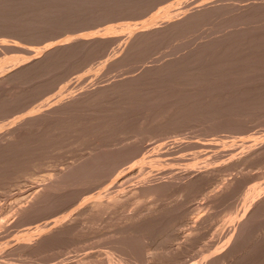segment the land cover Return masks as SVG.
I'll use <instances>...</instances> for the list:
<instances>
[{
	"label": "rangeland",
	"instance_id": "obj_1",
	"mask_svg": "<svg viewBox=\"0 0 264 264\" xmlns=\"http://www.w3.org/2000/svg\"><path fill=\"white\" fill-rule=\"evenodd\" d=\"M3 1V0H2ZM1 0H0V5L3 3ZM5 1V0H4ZM7 1V0H6ZM5 1V2H6ZM13 1L15 2L14 4H17L16 2H17V0H10L9 2H12V5L13 6H11L12 7V9L10 8V3L7 1V3H9V4H7V6H8V8H6L7 6L6 5H4V4H6V3H3L2 5H1V7L2 6H5V8L4 9H11V10H13V12H14V14H15V11H14V9L18 12V11H23L24 9L23 8H25L26 6L29 8V13L31 12V15L30 14H28V12H27V17H29V16H31V17H29L28 19H30L31 18V20H33V27L31 26V28L32 29H30V26H29V24H28V22H27V25H26V22H24V21H26L27 19H26V17H25V19L26 20H23V22H24V24L28 27V30L26 29V28H24V30H22L23 29V26L22 27H20L21 25H22V22L21 23H14V21H12V19H13V12H12V14H11V10L7 13V15L8 14H11L12 15V19L11 18H9V16H7V17H5V13H2V16L5 18L4 20H6L5 22H1L0 21V25H3L2 23H5L3 26H0V39H2V40H5V42L6 43H8V44H13V46H16L17 47V45H18V50H12L11 48H10V50H8L9 48H7V50H5V48H2L1 49V47H0V51H2V57L0 56V78L1 77H3L4 75H6L8 72H11V70L13 71L14 70V68H17V67H19L20 65H26L27 63H30V61L29 62H27L28 60H31V58H34L35 56H37V58H35V59H38V60H40V57H42V60H40L41 62H43V59L45 60L43 63H40V61H38L37 63H39V64H37V65H35L34 66V64H36V63H34V64H32V66L31 67H29V66H27L28 68H23L22 70H20L19 71V73L17 72H14V74L13 75H11V78H6V80L4 79L3 81H0L1 83H0V92H3L4 93V91H5V94H2V96L4 95H6V94H11L12 96H6L7 98L9 97V99L11 98H13L14 99V102H13V104H12V100L10 99L9 101L11 102V106L9 105V106H7L10 102L9 101H7V105L5 106L4 105V101H5V99H6V97H0V98H3L2 100H3V102H2V100H0V102H2L3 103V105H2V103H1V105H0V108H2L3 107V109H0V117H2V118H0V136H3L4 134H6V133H9L10 131H12V129H13V127H14V122H15V120L16 119H18L20 116H22V115H27V114H29V113H31V112H35V111H38V110H40V109H43L44 107H46V106H48V105H50V104H52L53 102H54V100L57 98V96H59L60 94H62L64 97V99H68L69 97V94H75V95H79L81 92H84L85 90L87 91V88H89V90H95L94 89V87L96 88V89H98L97 88V84H98V86L99 87H102L103 85L105 86V84L107 83L108 85H111V84H113V83H115L114 81H117V79H118V81L116 82V86H118V87H116L115 85H113V86H111L110 87V89L108 88L107 89V91L108 90H110V91H108V92H106V90H105V92L104 91H99V92H97L96 94H97V96H103L104 97V95H106V96H108L109 95V97H110V95L111 96H113V98L111 97V98H109V97H107V98H109V100L110 99H113V101H114V97H115V99H118V100H116L117 101V104L119 105V107H120V110H119V108L117 107L118 105L116 104V102L114 103L113 101H109L110 103L109 104H111V105H113V108L115 109V108H117V109H115V110H117V111H114L115 113L116 112H118L119 113V115H121L120 117L122 118H119V119H116V118H118L119 117V115H117L118 113H116V115L113 113V108H111V106L110 107H108L107 106V103H104L105 102V99H106V96L104 97V98H101L100 97V100H98V99H96L95 97H97V96H95L94 94V98H95V101L97 100V102H99V104H102V103H104V104H102V106L101 105H97L96 103H93L92 102V100L94 101V98L92 97V96H89V97H85V98H81L80 100H78V101H75V103H73V105L71 106V107H69L68 109H66L62 114H63V116H60L59 118H57V119H52V120H50L49 122H47L45 125L43 124V125H41L40 127H34V128H32V130H33V134L34 135H31V138H32V136H33V138L32 139H34V136H37V137H35L36 138V140H38L39 141V139H40V141H41V143L43 144V145H47V147H49V148H47L46 146V149L48 150V149H50V150H48V151H45L44 152V146H42V148H43V151H42V148H40L41 146H40V144H38L39 142L38 141H36V143L35 142H33V141H35V139L32 141V139H30L29 137H30V135H27V133L29 134H32L31 132H32V130H31V132L29 131L30 129H27L29 132H27L26 133V131L27 130H25V132L24 133H26V135L24 134H22V132H20V134L18 133V137H19V139L20 138H22L21 136H24L23 138H24V140H23V138L22 139H20L21 141H26L25 143L23 142H20V143H22L23 145L22 146H19V145H21L20 143H16V141L17 142H19L20 140L18 139V137L17 138H14L15 136H17V135H15L14 137H12L13 138V140L15 141H12V138H11V142H10V144H6V145H4V146H0V226H2V227H0V228H4V227H6V226H3L4 224L5 225H7L8 227H7V229L6 228H4L5 230H10V229H13V230H10V232H8L7 233V231L5 232V230L4 229H1L0 230V233L2 232V231H4V232H2L3 233V235H2V233H1V235H2V241H1V243L0 244H2L3 243V241H5V242H7V243H3V244H7V245H5L4 246V248H3V250L5 251L6 249H9V250H6L5 251V253H6V255L7 256H5V255H2V254H5V253H3V251H2V247L3 246H0V252H2L1 253V255H0V257H2V259L0 258V260L2 261V263L4 264H9L7 261H9V259H10V261H13V262H11L10 264H12V263H16L17 264V262L19 261V260H22L23 258H22V256H26V257H24L25 259H29V261L30 262H27L28 260H26V262L24 261H21V263L23 262V263H27V264H31V262L33 261L34 263H32V264H39V263H42L43 262V264L45 263L46 264V262L48 261H46V259L48 258L47 257V255L49 256V255H52L51 257H49V261L48 262H50L51 260L50 259H52V258H54L55 257V255L57 254L58 256H59V258L60 259H62V260H60L59 259V261L56 259V258H54V259H52L53 261H51L50 263L52 264V262H56V263H61V261H63L62 262V264H76L77 262L76 261H80V259L82 258V261H83V259L85 258V256H88V255H98L97 257H99L100 259H104V256H103V254L105 253V251H107V249L109 248V250L108 251H110V248H111V253H115V256H114V254H113V257L114 258H120V257H122V258H124V260L125 261H122V264H125V263H128V264H257V262H258V264L261 262V261H258V259L260 260H262V262L264 261V241H262L263 239H262V236L264 235V234H261V233H263V227H264V194H261L260 195V193L263 191V187H264V150L262 151H260L258 148H257V146L260 144V142L261 141H263L264 140V138H262L263 136H264V128H263V126H264V121H263V116H264V109H262L263 107H264V105H262L263 107H261V109H259L260 107L259 106H261V104H262V102H263V100H261L260 102H261V104L258 106L257 105V103L259 102V98L262 96V95H260V97L258 98V97H256V96H259V95H256L257 94V92L259 91V90H261V91H263V98H264V86H262V83L264 82V81H262V83L260 82V80L262 79H264V78H261V77H264V75H263V67H264V64L262 65V63H260L259 61L261 60V59H263V62H264V49H262L261 47H263L264 48V46L262 45V43L264 44V42H262L264 39V36H262V35H264V29L262 28V27H264V26H262V25H264V20L261 18V16H262V14L261 13H263V15H264V11L262 12V10L260 11V10H252V11H249V13L251 12V15L253 14V17H254V15L256 16H258V18H261L260 20H261V22H263V23H261L260 22V20L258 21V23L260 24V26H262L261 27V29H260V34H261V36L258 34L259 33V28H260V26H259V24L257 23V21L255 20V22L253 21L254 20V18L252 19L251 17H249V20H252V22H254L255 23V25L253 24V23H251V26H252V24H253V26H256L257 24H258V30L257 29H255V28H257V27H254V28H251V26H249L250 25V23L247 21V23H248V25L246 24V27H245V23L244 22H242V21H245L246 20V18L245 17H248L247 15L249 14H246V13H244L245 15H244V18H245V20L244 19H241V18H243L242 16H241V18H237V16H235L236 15V12L233 14L232 12H230L231 10H229V9H225V10H221V11H219V12H213V13H209V14H211L210 16H212L211 18H210V16H209V19H207L208 18V15L209 14H207V15H205V16H207V17H205L204 15H199L195 20H193L192 22H190V23H187V24H185L184 26H181L180 28H178V29H175L174 31H172V32H170V31H167V32H164L165 33V37H164V33L161 35V36H159V34L158 35H148V36H145V37H142V38H138V40H136V42H134V43H132L131 41H132V37H133V35L131 36V32L132 31H135V30H137V28L139 29V28H141V26L143 27V25H146V24H148L150 21H153V22H159L158 24H160V22L162 21V20H176V19H179V18H181L182 16L184 17V16H186L188 13H190V12H192V11H194V9H195V7L198 5V4H200V3H203V2H210V1H213V0H126V1H124V0H121V2H120V0H119V3H117V1H115V0H112V2H110V5H109V3L107 2V1H109V0H105L106 2H107V5L102 1L101 3L98 1V0H76L79 4L77 5V6H81V7H79L82 11V13H81V15H79L78 16V14H80V13H78L80 10H78V7L76 6V5H74V3L76 2L75 0H73V1H71V7L69 6V3L68 2H70L69 0L67 1H64V0H52V2H51V0L49 1H47V0H45L48 4H51L50 6H54V7H52L51 9H50V6L49 7H47L48 6V4H47V6H46V2H43V0H42V2L44 3V5H42L41 6V4H37L36 5V3H40L41 1H39V0H23V6H22V0H18V4H20L19 3V1H21V4L20 5H18L19 7H20V10H18L19 9V7L16 5H14L13 4ZM38 1V2H37ZM75 1V2H74ZM96 1V3H97V1L99 2L98 4H96V5H98V6H100L102 3V6H104V5H106L107 7H105V8H107V9H105L104 7H103V9L101 8V6H100V8L103 10L102 12L100 11L101 9L99 8V7H97L95 4H93L94 2ZM111 1V0H110ZM113 1H115L116 2V6L114 7L113 5L115 4V2L113 3ZM228 3H229V1L230 2H232V1H234V2H232L233 4L235 3H237L236 4V6L238 5V6H241L240 4L242 3V5H246V4H248L250 1H252V3H254V1H255V3H260V2H264V0H259V1H257V0H249V2H248V0H242V1H240L239 2V0H226ZM25 2H26V4H25ZM41 2V3H42ZM60 2V3H59ZM61 2H63L62 4H61ZM64 2H66V4H68L67 6L69 7V10L67 11V10H64V9H68V7L66 8V4H65V6H64ZM76 2V3H77ZM89 2H90V4L92 3V5L93 6H91L90 4H89ZM226 2V3H227ZM246 2V3H245ZM75 3V4H76ZM112 3H113V5H112ZM239 3V4H238ZM244 3V4H243ZM29 6H28V5ZM61 6H60V5ZM89 4V5H88ZM127 4V5H126ZM135 4V5H134ZM229 4H231V3H229ZM40 5V6H39ZM73 5L77 8H74V11L76 12V11H78L77 13H75V14H77V15H75L74 16V12L72 13V10L73 9H71L72 7H73ZM118 5V6H117ZM23 8H22V7ZM25 6V7H24ZM37 6H39V7H37ZM62 6H64V9L62 8L61 9V7ZM91 8H90V7ZM111 6H113V7H111ZM231 6V5H230ZM229 6V7H230ZM13 7H15L14 9H13ZM16 7H17V9H16ZM44 9H43V8ZM49 8L52 12H55V14L53 13V17H51V15H50V13H52V12H49L48 13V11H49V9H48V11L47 12H45L46 10H47V8ZM97 7V8H99V9H97L96 8V12L95 11H93L92 12V10H95V8ZM22 8V9H21ZM39 8H41V9H39ZM94 8V9H93ZM4 9H2L1 11L2 12H4L3 10ZM39 9V10H38ZM71 9V10H70ZM92 9V10H91ZM124 9V10H123ZM27 9L25 8V10L24 11H26ZM44 10V11H43ZM62 10H63V12H68V13H70L69 14V17H68V14L67 15H64L65 13H63L62 12ZM97 10H98V12H97ZM109 10V11H108ZM110 10H111V12H110ZM117 10V11H116ZM229 11L230 12V14H227V12L226 11ZM23 11V12H24ZM88 11H90V12H88ZM122 11V12H121ZM259 11V12H258ZM47 13L46 15L45 14H43V13ZM88 14H87V13ZM222 12H224L223 14H222ZM228 12V13H229ZM254 12V13H253ZM261 12V13H260ZM1 13V12H0ZM21 15L22 14H24V13H21V12H19ZM92 13V14H91ZM102 13H104V14H102ZM225 13H226V15H225ZM260 13V14H259ZM18 13H16V15H17ZM71 14H72V16H74L73 18L72 17H70L71 16ZM99 14H100V16H99ZM233 16H232V15ZM10 15V16H11ZM43 15H45L46 17H47V19L48 18H50L52 21H46V18H45V16H43ZM217 15H220L221 17H222V15H223V17H222V19L220 18V16H217ZM228 15V16H227ZM0 16H1V14H0ZM1 16V17H2ZM66 16L69 18V19H67L66 18ZM109 16V17H108ZM226 16V17H225ZM234 16H235V18H237V21H238V23L240 24V25H237V26H242L243 25V27L247 30L248 28H250L251 30H253V29H255V31H257V33L256 32H253V34L251 33L252 31L250 30V29H248L250 32H247L246 31V38L244 37V35L245 34H243L245 31V29L241 32V30H242V28L241 27H238V29H240V30H238V32L236 31L237 30V27L236 26H234L233 27V25L232 24H237V23H235L236 21H234L233 20V18H234ZM249 16H250V14H249ZM16 17V21L18 20L17 19V16H15L14 15V18ZM18 17H20L19 16V14H18ZM55 17V18H54ZM98 17V18H97ZM102 17H103V19H105V20H103L102 19ZM216 17V18H215ZM225 17V19L227 20L228 19V17H231L230 19H232L233 21H234V23H233V21L231 20V23H230V25H232V28H231V26H230V29H229V26H228V21H229V19H228V21H226L225 19H223ZM233 17V18H232ZM238 17H240V16H238ZM264 17V16H263ZM6 18H8L9 20L11 19V22H8V20L6 19ZM22 18V17H21ZM21 18H19V20H21L22 21V19ZM38 18H40V21H37V20H39ZM41 18H43L45 21H41V20H43V19H41ZM97 18V19H96ZM3 20V18H0V20ZM49 19V20H50ZM85 19V20H84ZM88 19L90 20V21H88ZM212 19V20H211ZM238 19H240V20H238ZM257 19V18H256ZM3 20V21H4ZM15 20V19H14ZM81 20V21H80ZM93 20V21H92ZM242 20V21H241ZM248 20V19H247ZM263 20V21H262ZM15 21V22H16ZM28 21V20H27ZM54 21V22H53ZM71 21H73V22H71ZM78 21V22H77ZM208 21V22H207ZM226 21V22H225ZM239 21H241L242 23H240ZM39 22H40V24H39ZM42 22H46V23H42ZM48 22V23H47ZM210 22V23H209ZM230 22V21H229ZM246 22V21H245ZM6 23H11V25L13 24V26L15 25V27H17V25H19L20 24V26H18V27H20V28H16L15 29V27H11L10 26V24H9V26H7L8 24H6ZM38 23V24H37ZM42 23V24H41ZM72 23V24H71ZM76 23V24H75ZM206 23V24H205ZM222 23V24H221ZM226 23H227V26H226ZM23 24V25H24ZM45 24H47L46 26H45ZM6 25V26H5ZM24 25V26H25ZM41 26V25H44L45 26V28L42 30V29H40V27L37 29V27L38 26ZM192 25V26H191ZM211 25V26H210ZM221 25V26H220ZM25 26V27H26ZM207 26V27H206ZM223 26H224V28H223ZM54 27V28H53ZM200 27V28H199ZM203 27V28H202ZM227 27V28H226ZM22 28V29H21ZM35 30H34V29ZM41 28H42V26H41ZM236 29V30H232V29ZM25 29H26V31H25ZM30 29V30H29ZM38 31H37V30ZM228 29V30H227ZM262 29H263V31H262ZM32 30V31H31ZM181 30V31H180ZM197 30H199V31H197ZM213 32H212V31ZM225 32H224V31ZM232 30V31H231ZM42 31V32H41ZM176 31H178L177 33L178 34H180L181 36H182V34H183V38H185L186 37V40H185V42L183 41V38L181 39V38H177V37H180V35L178 36V34L176 33ZM183 31H185V32H183ZM227 31H228V34H227ZM230 31V32H229ZM234 31H235V33H240V34H238V35H240V37H241V34H243L242 35V37H244L243 39H242V37L239 39V36H236V34L234 33ZM240 31V32H239ZM254 31V30H253ZM261 31H262V33H261ZM30 32V33H29ZM96 32H97V34H103V35H109V38L111 37V38H113V40H114V42L112 43L111 42V40L112 39H110L109 41L113 44V47H112V44H110L109 43V41H107V39L105 40V42H104V40H100L99 42L97 41V42H94V45H93V43H92V45H90V46H87V48L85 47H83V45L82 44H79V43H77L78 44V46H77V44H75V43H73V44H75V47L77 46V49H75V48H72V47H74V46H69V47H66V48H63V49H60V50H57V51H54V52H52L51 54H48V55H45V54H43L42 52H40V51H42L43 50V48L46 46V45H48L49 43H54V42H56V41H60V40H67V39H71V38H73V36H79V35H81L82 37H85L86 38V36H87V38L88 37H91V36H93V35H95L96 34ZM174 32V33H173ZM189 32V33H188ZM22 33V34H21ZM167 33H168V35H167ZM170 33H172V35L170 34ZM186 33V34H185ZM231 33L233 34H235V37H236V40H235V37H234V39H233V35H231ZM251 33V34H250ZM254 33H255V36H254ZM111 34V35H110ZM175 34L177 35V37L175 36ZM248 34H249V36H248ZM256 34H258L257 35V37H259L260 36V41L262 42H260V41H257V40H259L257 37H256ZM170 35V36H169ZM191 35V36H190ZM195 35H197V38H196V36ZM171 36H175L177 39H179V40H181V41H179V40H176V41H178V42H176L175 41V37H172V39H171ZM185 36V37H184ZM230 36H232L231 37V40L233 41V45H232V47H231V44H232V41L231 40H229L230 39ZM250 36H252V37H250ZM70 37V38H69ZM124 37V38H123ZM128 37H129V39H128ZM161 37V38H160ZM164 37V38H163ZM191 37L193 38L192 40L194 41V42H192V40H191ZM203 37V38H202ZM226 37H229V38H227L226 39ZM156 38H159V39H156ZM168 40H167V39ZM200 38V39H199ZM237 38L239 39V40H237ZM116 39H117V42H115L116 41ZM119 39H121V40H119ZM169 39H171L172 40V42L170 43V41L171 40H169ZM174 39V40H173ZM157 40H158V42H157ZM198 40H200V41H198ZM107 41V42H106ZM189 41V42H188ZM202 41H204V43L202 42ZM119 42H121V43H119ZM179 42L181 43V46L183 47V45L184 44H186L185 45V48H182L180 45H178L179 44ZM187 42V43H186ZM198 44H197V43ZM200 42V43H199ZM202 42V43H201ZM226 42H228L227 44H226ZM241 44H240V43ZM247 42V43H246ZM258 42H260L261 43V46L260 47H258L257 48V43ZM107 45H106V44ZM174 43H176L175 44V47H172L173 45H174ZM178 43V44H177ZM189 43H191V45L189 44ZM229 43H230V45H229ZM237 43V44H236ZM260 43H258V46H259V44ZM72 44V45H73ZM107 47V48H105V47H103L104 45ZM124 46H123V45ZM158 44V45H157ZM187 44L189 45L188 47H187ZM193 44H194V46H193ZM199 44H202V45H199ZM203 44H204V46H203ZM235 44V45H234ZM111 45V46H110ZM172 45V46H171ZM178 45V46H177ZM197 45V46H196ZM199 45V46H198ZM115 46H117L116 47V49H115ZM122 46V47H121ZM167 48H166V47ZM191 46V47H190ZM202 46V47H201ZM206 46V47H205ZM231 47V49H230V47ZM245 46V47H244ZM71 47V48H70ZM79 47V48H78ZM80 47H82L83 49H82V51H81V49H80ZM88 47H90L91 49H89ZM94 47H95V49H94ZM166 49H165V48ZM176 47H178V48H180L181 47V49H178V51H177V48ZM190 47V48H189ZM195 47V48H194ZM228 47H229V49H228ZM22 48V49H21ZM26 50H25V49ZM69 48V49H68ZM102 48V49H101ZM163 48H164V50H163ZM169 48H173L172 49V51H171V49H169ZM175 48V49H174ZM200 48H201V50H200ZM212 48V49H211ZM235 48V49H234ZM246 48H249V49H246ZM4 49V50H3ZM14 49V48H13ZM41 49V50H40ZM80 49V50H79ZM113 49H114V51H113ZM161 49V50H160ZM183 49V50H182ZM195 49V50H194ZM198 49H199V51H198ZM227 49V50H226ZM260 49H261V52H260ZM76 50V51H75ZM92 51V53H91V51ZM98 50V51H97ZM175 50V51H174ZM181 50V51H180ZM189 50V51H188ZM194 50V51H193ZM246 50V51H245ZM253 50V51H252ZM3 51H4V53H3ZM5 51H6V53H5ZM7 51H9V52H7ZM25 51V52H24ZM74 51V52H73ZM79 51H81V52H79ZM159 51V52H158ZM182 51H184V52H182ZM191 51V52H190ZM203 51H204V53H203ZM211 51V52H210ZM234 51V52H233ZM237 51V52H236ZM257 51V52H256ZM40 52V53H39ZM111 52V53H110ZM156 52V53H155ZM158 52V53H157ZM162 52V54H160ZM163 52H164V54H166V55H163ZM167 52V53H166ZM172 52V53H171ZM177 52V53H176ZM181 52L182 53H184L185 55L183 56V54H181ZM192 52H193V54H192ZM201 52H202V54H201ZM232 52V53H231ZM57 53H59L60 55L58 56V54ZM74 53V54H73ZM89 55H88V54ZM91 53V54H90ZM110 53V54H109ZM199 55V56H197V54ZM201 55H200V54ZM236 53V54H235ZM240 53H242V54H240ZM249 53H251V54H249ZM258 53V54H257ZM0 54V55H1ZM7 54V56H5ZM12 54V55H11ZM36 54V55H35ZM38 54V55H37ZM42 54V55H41ZM80 54H81V56H80ZM89 56L88 58L86 57L87 55ZM159 54V60H158V57L156 56V55H158ZM179 54V55H178ZM181 54V55H180ZM256 54V55H255ZM45 55V56H44ZM84 55H85V58H84ZM161 55H163V58L161 57ZM174 55H176L177 56V58L174 56ZM230 55V56H229ZM244 55V56H243ZM5 56V57H4ZM9 56H10V58H9ZM39 56V57H38ZM44 56V57H43ZM78 56V57H77ZM80 56V57H79ZM197 56V57H196ZM203 56V57H202ZM234 56V57H233ZM247 56V57H246ZM62 57V58H61ZM154 57H155V59H154ZM182 57V58H181ZM196 57V58H195ZM200 57V58H199ZM201 57H202V59H201ZM12 58V59H11ZM15 58V59H14ZM83 58V59H82ZM162 58V59H161ZM165 58V59H164ZM253 58V59H252ZM260 58V59H259ZM8 59H10V60H8ZM85 59V60H84ZM158 61H157V60ZM197 59H198V62H197ZM231 59V60H230ZM243 59V60H242ZM248 59V60H247ZM251 59V60H250ZM121 60H123V61H121ZM156 60V61H155ZM162 60V64H161V66L159 67V64H160V62L159 61H161ZM185 60V62H183ZM234 60H235V62H234ZM241 60V61H240ZM259 60V61H258ZM67 61V62H66ZM93 61V62H92ZM181 61V62H180ZM202 61V62H201ZM229 61V62H228ZM120 62V63H119ZM146 64H145V63ZM159 64H158V63ZM200 62V63H199ZM254 62V63H253ZM257 62H259V65H257ZM262 62V61H261ZM180 63V64H179ZM237 65H236V64ZM6 66H5V65ZM44 64V65H43ZM120 64H122L121 65V67H120ZM127 64H129V65H127ZM130 64H131V66H130ZM142 64V65H141ZM155 64V65H154ZM260 64H261V66H260ZM157 65H158V67H157ZM108 66V67H107ZM124 66V67H123ZM157 67L156 69H155V67ZM230 66V67H229ZM258 66H259V68H258ZM110 67V68H109ZM126 67V68H125ZM153 67V68H152ZM188 67V68H187ZM238 67V68H237ZM260 67H262L263 69H261L262 70V72L260 71ZM119 68H121V70L119 69ZM138 68V69H137ZM153 70H152V69ZM169 68V69H168ZM198 68V69H197ZM237 68V69H236ZM108 69H110L111 70V73L113 72V77L116 79V80H113L114 78L113 77H110L111 76V74H110V70L108 71ZM113 69H115V71L113 70ZM116 69H119L118 71L116 70ZM148 69V70H147ZM150 69V70H149ZM165 69V70H164ZM258 69V71L256 72V70ZM105 70H107V74H105L106 73V71ZM137 70V71H136ZM242 70V71H241ZM249 70V71H248ZM104 72L105 71V73H101V75H99L100 74V72ZM117 71V72H116ZM135 73H134V72ZM167 71V72H166ZM262 73V74H259L260 72ZM109 72V73H108ZM131 72V73H130ZM165 72V73H164ZM230 72V73H229ZM255 72V73H254ZM97 73V74H96ZM99 73V74H98ZM119 74V76H117V74ZM134 73V74H133ZM237 73V74H236ZM123 76H122V75ZM242 74V75H241ZM243 74H245V75H243ZM252 74V75H251ZM259 74V75H258ZM102 75H108L109 76V78H108V76H107V78H103V77H106V76H103L102 77ZM128 75V76H127ZM152 75V76H151ZM251 75V76H250ZM256 75H258L257 77H256ZM261 75V77H259ZM97 76L99 77H101V79H103V80H105V79H107V80H105V81H102L101 79H97ZM120 76H122L123 77V79L120 77ZM136 77V76H138V78L137 79H132V80H128L130 77ZM202 76V77H201ZM235 76V77H234ZM99 77V78H100ZM120 77V78H119ZM244 77V78H243ZM85 78V79H84ZM112 78V79H111ZM34 79V80H33ZM90 79V80H89ZM97 79L101 84L102 83H104V84H100V83H98V81H95V80ZM127 79V80H126ZM147 80V83H146V80ZM150 79V80H149ZM260 79V80H259ZM10 80V81H9ZM33 80V81H32ZM92 80H94V81H92ZM120 80V81H119ZM149 80V81H148ZM248 80H249V82H248ZM86 81V83H87V85L89 84L88 82H90V84H92L91 86H90V84L87 86L86 84H84V82ZM109 81V82H108ZM113 81V83H111ZM145 81V82H144ZM186 81V82H185ZM80 82H82L81 84H80ZM95 82H97V83H95ZM237 82L238 83H242L243 84V86H241V84H239L242 88L244 87L245 89H242L240 86H239V88L242 90H238V89H236V86H238V84H237ZM252 82V83H251ZM77 83V84H76ZM119 85H118V84ZM183 83V84H182ZM185 83V84H184ZM246 83L247 84H249L250 86H248V85H246ZM254 83V84H253ZM257 83V84H256ZM258 83H260V84H258ZM79 84V85H78ZM84 84V85H83ZM96 86H95V85ZM107 84H106V86H107ZM144 84V85H143ZM147 84V85H146ZM235 84H237V85H235ZM264 84V83H263ZM47 85V86H46ZM73 85V86H72ZM94 85V86H93ZM187 85H188V87H187ZM234 85H235V87H234ZM253 85H254V87H253ZM258 85H259V87L261 88H259V90L258 89H255L256 87L258 88ZM51 88H50V87ZM71 86V88H69ZM76 86H78L77 87V89H76ZM87 86V87H86ZM118 88L117 90H118V92H117V90H116V88ZM182 86V87H181ZM185 86V87H184ZM190 86V87H189ZM13 87V88H12ZM81 89H80V88ZM84 87V88H83ZM112 87H114L113 89L114 90H116V92H113L112 93V91H114V90H111V88ZM145 87H148V88H145ZM159 87V88H158ZM162 87V88H161ZM214 87V88H213ZM250 87V88H249ZM6 89V90H3V89ZM85 89V90H83V89ZM91 88H93V89H91ZM120 88V89H119ZM238 88V87H237ZM248 88V89H247ZM74 89V90H73ZM188 89V90H187ZM211 89V90H210ZM216 89V90H215ZM252 89H254V90H252ZM3 90V91H2ZM7 90H8V92H7ZM69 90V91H68ZM79 92H78V91ZM123 90V91H122ZM152 90V91H151ZM159 90H162V91H160L159 92ZM187 90V91H186ZM256 90H258V91H256ZM11 91V92H10ZM13 91V92H12ZM76 91V92H75ZM119 91H121V92H119ZM240 91H241V93L243 94V96H245L244 98H242V99H240V101H239V99H237L238 97H239V95H241L242 96V94L240 93ZM244 91H246V92H248V93H246V92H244ZM261 91H259L260 93H261ZM73 92H75V93H73ZM104 92V93H103ZM110 92L112 93V94H110ZM191 92V93H190ZM258 92V93H259ZM107 93H108V95H107ZM157 93H159L158 94V96L156 95ZM184 93V94H183ZM189 93V94H188ZM239 93V95H237ZM245 93H246V95H245ZM65 94V95H64ZM99 94H101V95H99ZM104 94V95H103ZM152 94V95H151ZM164 94V95H163ZM0 95H1V93H0ZM117 95H118V97H117ZM151 97H150V96ZM159 95H161L160 97H159ZM251 95H252V97H251ZM153 96V97H152ZM185 96V97H184ZM241 96L239 97V98H241ZM250 96V97H249ZM99 97H97V98H99ZM155 97H157V98H155ZM195 97V98H194ZM217 97V98H216ZM249 97V98H248ZM5 98V99H4ZM17 98V99H16ZM123 98V99H122ZM153 98H154V100H153ZM158 98H160V100L162 101H159V99ZM186 100H184V99ZM194 98V99H193ZM219 98V99H218ZM252 98V99H251ZM262 98V97H261ZM262 98V99H263ZM121 99H122V101H121ZM158 99V100H157ZM213 99V100H212ZM248 99V100H247ZM258 99V100H257ZM8 100V99H7ZM18 100H21L22 101V103L21 102H19ZM157 100V101H156ZM168 100V101H167ZM170 100V101H169ZM250 100V101H249ZM255 100H257V101H255ZM18 102V103H16V102ZM156 101V102H155ZM159 101V102H158ZM167 101V102H166ZM234 101V102H233ZM238 101V102H237ZM246 101V102H245ZM24 102V103H23ZM106 102H108V100H106ZM119 102H121V103H119ZM157 102H158V104H157ZM165 102V103H164ZM185 102H187V103H185ZM245 102V103H244ZM251 102H252V104H251ZM257 102V103H256ZM259 102V103H260ZM6 103V102H5ZM22 105V106H20V104ZM94 104V107H95V104L98 106V108H97V106L95 107V109L97 110H95L94 108H93V105L92 104ZM122 103H124V105L122 104ZM160 103V104H159ZM168 103V104H167ZM178 103V104H177ZM258 103V104H259ZM19 105V106H17V105ZM88 104H90L91 106H92V109H91V106L89 105V106H85V105H88ZM106 104V105H105ZM164 104H167V106L166 105H164ZM181 104H182V106L184 107L185 106V108L186 109H184L182 106H181ZM189 106H188V105ZM218 104V105H217ZM242 104V105H241ZM263 104H264V102H263ZM80 105V106H79ZM103 105H105V106H103ZM116 105V107H114ZM122 105L124 106V107H122ZM157 105L159 106L160 105V108L159 107H157ZM174 105V106H173ZM211 105V106H210ZM245 105V106H244ZM255 105V106H254ZM2 106V107H1ZM79 106V107H78ZM85 106V107H84ZM101 106V107H100ZM161 106H162V108H161ZM163 106H164V108H163ZM205 108H204V107ZM242 106V107H241ZM248 106H249V108H248ZM251 106V107H250ZM254 106V107H253ZM256 106H258V107H256ZM18 107V108H17ZM22 107V108H21ZM99 107H100V109H99ZM126 107V108H125ZM156 107V108H155ZM195 107V108H194ZM241 107V108H240ZM5 108V109H4ZM8 108V109H7ZM10 108V109H9ZM19 108L20 109H22L21 111H18L19 110ZM80 108V109H79ZM87 109L88 108V110H85V109ZM107 108V109H106ZM169 108V109H168ZM175 108V109H174ZM183 110H182V109ZM190 108H192V109H190ZM229 108V109H228ZM243 108V109H242ZM257 108V112L258 113H263L262 114V117H261V114L258 116V113L256 112V109ZM83 109V110H82ZM109 109V110H108ZM111 109H113V110H111ZM161 109V110H160ZM164 109H166V110H164ZM189 109V110H188ZM204 109H205V111H204ZM251 109V110H250ZM17 110V111H16ZM77 110V111H76ZM159 110V111H158ZM169 110V111H168ZM187 110V112H185ZM214 110H215V112H214ZM224 110V111H223ZM3 112V115L1 114L2 112ZM7 111V112H6ZM160 111H164L163 113H161ZM166 111H168V112H166ZM175 111V112H174ZM179 111H181V112H179ZM206 111H208V112H206ZM244 111V112H243ZM249 111V112H248ZM83 112H85V114L83 113ZM170 112H173L172 113V115L174 116V117H172V115L170 114ZM184 112V113H183ZM5 113H7V114H5ZM180 113H181V115H180ZM215 113V114H214ZM249 113H251V114H249ZM61 114V115H62ZM80 114H81V116H80ZM82 114L84 115V117L82 116ZM159 114V115H158ZM163 114V115H162ZM166 114V115H165ZM176 114V115H175ZM202 114V115H201ZM208 114V115H207ZM247 114V115H246ZM253 114H255V115H253ZM6 115V116H5ZM80 116V117H78V116ZM115 115V116H114ZM129 115V116H128ZM165 115V116H164ZM185 115V116H184ZM191 115V116H190ZM207 116V119L205 118L206 116ZM211 115H213V116H211ZM162 116H164V117H162ZM169 116H170V120H168V118H169ZM179 116V117H178ZM193 116V117H192ZM204 116V118H202ZM218 116H219V118H218ZM249 116V117H248ZM78 118L77 119V121H76V118ZM175 117H177L176 119H178L177 120V123L176 122H173L174 120L176 121V119H175ZM200 117V118H199ZM209 117V118H208ZM255 117H260L261 119V123H259L260 122V120H259V118L257 119V118H255ZM82 119V120H80V119ZM87 118V119H86ZM90 118V119H89ZM221 118V119H220ZM230 118V119H229ZM164 119V120H163ZM195 119V120H194ZM198 119V120H197ZM201 119H204L203 121L201 120ZM211 119V120H210ZM213 119H215L216 121H213ZM219 121H218V120ZM244 119V120H243ZM245 119H246V121H245ZM86 120H87V122H86ZM118 120L119 121H121V122H119V123H121V124H119L118 125ZM167 120L168 121H170V122H167ZM171 120H173V121H171ZM205 120H207V122H209V120H210V122L211 123H206V121ZM222 120V121H221ZM224 120V121H223ZM243 120V122H241ZM259 121L258 123H257V121ZM74 121V122H73ZM76 121V122H75ZM80 121H81V125L83 124V127H84V129H85V133L88 131V133L89 134H87L86 136H87V138H85L84 137V135H85V133L84 132H82L81 131V129L80 128H83V127H80ZM199 122V124L200 125H202L201 127V132L199 131V128H200V125H198L197 123ZM225 121H227V123L225 122ZM245 121V122H244ZM252 121H253V123H252ZM254 121H256L255 123L256 124H254ZM263 121V122H262ZM82 122H84V123H82ZM165 122H167L168 123V125L165 123ZM194 122V123H193ZM202 122V123H201ZM214 122V123H213ZM215 122H217V123H215ZM220 122L222 123L221 125H220ZM248 122V123H247ZM250 122V123H249ZM77 123V124H76ZM126 123V124H125ZM170 123H174L175 125H173L172 126V124L170 125ZM193 123V124H192ZM205 125H207L206 127H208L210 124V128H205L204 127V124ZM224 123H226V124H229V125H227L226 126V124H224ZM251 123L253 124V126L254 125H257L258 126V128L255 126V127H252L251 126ZM263 123V124H262ZM79 124V125H78ZM85 124V125H84ZM140 124V125H139ZM177 124V125H176ZM196 124V125H195ZM214 124V126L212 127V125ZM219 124V127H216L215 128V126H217ZM224 124V125H223ZM242 124H243V126H242ZM247 124H249L250 126H251V128L253 129V131H251L252 129L248 126V129H249V131H247V132H245V130H248V129H246L247 128ZM260 124H262V126L260 125ZM76 125H78V126H76ZM123 125V126H122ZM127 125V126H126ZM165 125H167V127L169 128H167ZM183 125V126H182ZM197 125H198V127H197ZM233 125V126H232ZM71 126H76L75 127V129L73 128V127H70ZM87 126V127H86ZM129 126V127H128ZM171 126V127H170ZM177 126H179V127H177ZM223 126H224V128H225V126L227 127L226 129L228 130V132H226V129H224L223 128ZM229 126H231V127H229ZM245 126V127H244ZM48 127V128H47ZM80 127V128H79ZM121 127H122V131H121ZM173 127V128H172ZM203 127H204V129H203ZM242 127V128H241ZM77 128H79V130L77 129ZM124 128V129H123ZM215 128V129H214ZM217 128H219L220 130H221V132H220V130L219 129H217ZM222 128V129H221ZM228 128H232V129H228ZM244 128H245V130H244ZM257 128V129H256ZM47 129V130H46ZM50 131H49V130ZM74 129V130H73ZM135 129V130H134ZM139 129L141 130H144V131H139ZM172 130L173 131V133L172 132H168L169 130ZM190 129V130H189ZM195 129H197V131H199L200 133H196V130ZM206 129H208L210 132H213L212 130H214L215 132H213L212 134L209 132V131H207ZM210 129H212V130H210ZM225 131H224V130ZM238 129V130H237ZM255 129V130H254ZM261 129V130H260ZM77 130V131H76ZM124 130H125V132H124ZM175 130V131H174ZM188 130V131H187ZM202 130H205V131H202ZM218 132H217V131ZM223 130V131H222ZM233 130V131H232ZM242 130V131H241ZM37 132L36 134H35V132ZM46 131H47V133H46ZM79 131H81L80 132V135H79ZM186 131V132H185ZM207 131V132H206ZM230 131H232V133H230ZM256 131V132H255ZM51 132H53V134H51ZM127 132V133H126ZM151 132V133H150ZM167 132H168V134H167ZM177 132L178 133H180L179 135L177 134ZM182 132V133H181ZM184 132V133H183ZM208 133L209 132V134H211V135H208V134H206V133ZM222 132H224V133H222ZM244 132V133H243ZM255 132V133H254ZM260 132H262V133H259ZM83 133H84V135H83ZM132 133H134V134H132ZM139 133V134H138ZM141 133V134H140ZM143 133V134H142ZM149 133V134H148ZM164 133V134H163ZM170 133V134H169ZM201 133H203L204 134V136L202 137V135L203 134H201ZM216 133H217V135H216ZM222 133V134H221ZM227 133V134H226ZM230 133V134H229ZM247 133V134H246ZM252 133V134H251ZM22 134V135H21ZM50 134V135H49ZM81 134H82V136L85 138V139H87V141H85V139L84 138H81V137H78V136H81ZM131 134V138H130V135ZM137 134V135H136ZM147 134H148V138H147ZM175 134V135H174ZM177 134V135H176ZM183 134V135H182ZM187 134V135H186ZM200 134V135H199ZM225 134V135H224ZM233 134V135H232ZM247 136H246V135ZM255 134V135H254ZM257 134H259V135H257ZM8 135V134H7ZM21 135V136H20ZM46 135H48V141L49 142H47V136ZM128 135V136H127ZM138 135H139V137H138ZM145 135V136H144ZM168 135V136H167ZM174 135V136H173ZM182 135V136H181ZM185 135V136H184ZM205 135H208V136H205ZM214 135H216V136H214ZM222 135H224V136H227V137H224V136H222ZM250 135V136H249ZM256 135H257V137H260V138H257L256 137ZM6 136V135H5ZM29 136V137H28ZM51 136V137H50ZM76 136V137H75ZM89 136V137H88ZM134 136V137H133ZM171 136V137H170ZM179 138H178V137ZM181 136V137H180ZM212 138V139H210V137ZM232 136V137H231ZM252 136H254L253 138H252ZM28 139H27V138ZM136 137V138H135ZM141 137V138H140ZM145 137V138H144ZM150 137L151 138H153L152 140H151V142L150 143H148V140H145L146 138L147 139H150ZM173 137V138H172ZM174 137H176V138H178L179 139V141L181 140L184 144H185V146H184V144H183V147H182V145L180 146V147H182L181 149H183V150H181L179 147L177 148H175V146H174V144L176 145L177 143H172V140L173 139H175L176 140V138H174ZM184 137H186V138H184ZM215 137H217V138H215ZM219 137H220V139H219ZM37 138H39V139H37ZM81 138V139H80ZM91 138V139H90ZM133 138H135V139H133ZM169 138V139H168ZM190 138V139H189ZM193 138L195 139V138H197V139H195V140H193ZM205 138V139H204ZM213 138H214V142H213ZM228 138H232V140H230V139H227ZM249 138V139H248ZM17 139V140H16ZM50 139V140H49ZM83 139V140H82ZM140 139H142V140H140ZM254 139V140H253ZM255 139H256V141H255ZM259 139H261V141L260 142H258V140ZM32 141V146H31V141ZM53 140H55V141H53ZM69 140V142H67ZM81 140V141H80ZM125 140V141H124ZM126 140H128V141H130V142H127L126 143ZM145 140V141H144ZM160 140H163V142H164V140H165V143L167 144V146H166V148H168V147H170L169 148V150H171V151H173V152H175V153H173V155H170V156H175V155H177V156H179L180 155V157H182L181 159H179V160H171V164H168V163H170V160L168 161V160H163L162 161V163L161 162H156V160H157V158L158 159H161L162 160V157L161 156H158V154L160 153V151L161 152H163L164 150L163 149H159L156 145L158 144V142L160 141ZM192 140V141H191ZM205 140V141H204ZM209 141V142H206V141ZM218 140V141H217ZM225 140V143H226V145H227V143L229 144L230 142L229 141H231V143H230V145H227V147H228V149L226 150L225 149V144H224V141ZM248 140H250L249 141V143H251V144H249L248 143ZM252 140V141H251ZM82 141H83V143H82ZM150 141V140H149ZM177 141V140H176ZM185 141V142H184ZM201 142V141H203V142H205V143H208V144H210V145H208V146H197V145H194V144H191L192 142ZM239 141H241V142H239ZM13 142V143H12ZM38 142V143H37ZM45 142H47V143H45ZM57 142H59V143H57ZM87 143V144H84V143ZM140 142V143H139ZM144 142L146 143L147 142V146H146V144H144ZM156 142H157V144H156ZM169 142V143H168ZM202 142V143H203ZM211 142V143H210ZM215 142H217V144L215 143ZM221 142H223V144H221ZM234 142V143H233ZM16 143V144H15ZM33 143L35 144V146L33 145ZM51 143V144H50ZM120 143V144H119ZM153 143H155L154 145H153ZM170 143H172V144H170ZM213 143H215V144H213ZM219 143V144H218ZM245 143H248V144H245ZM254 143H255V147H254ZM258 143V144H257ZM12 144H15L14 146L16 147H14V146H12ZM19 144V145H18ZM27 145V144H29V145H27V147L25 146V145ZM36 144H38V146H40L39 148L37 147V145ZM49 144V145H48ZM56 145V146H53V145ZM58 144V145H57ZM60 144V145H59ZM89 144V145H88ZM118 144V145H117ZM127 144V145H126ZM129 144H131L130 146V148H135V147H141V146H143V144L145 145V147L143 146V150H142V153L140 154L141 156H145V159H144V161L143 162H139L138 163V161L137 160H139L140 159V157L137 155L136 157L134 156V157H131L129 160H124V161H122V162H120V165H119V163H118V165L117 166H115L114 168H112V170H111V168L108 166V168H109V170H108V168H105V171L104 172H102V171H100L99 170V174H97V172L95 173V174H92V175H90L89 176V181L87 182V184H89V187H88V185L86 184V182L84 181V178H83V180H82V183H79V184H83L82 186H83V188L85 189V190H83V188H82V186L81 185H78V186H76V188H77V190H76V188H73V187H75V185L72 187H70V189L69 190H71V188L72 189H74L73 190V192L75 193L76 191V193L75 194H73L74 195V197H72V193L70 194L69 192L70 191H67L66 189V192H65V190H62V191H64V192H62L63 194L65 193L66 194V196H64L65 198V200H63V199H61L60 197H62V194H58V196H60V197H58L57 196V198L55 199V200H57L58 202H59V198L61 199V200H63V202L61 201V202H59V203H55L53 200H52V204L53 203H55V204H53L54 206L56 205H58V208L55 206V208L57 209V210H55V208H52L51 207V202H50V206L49 207H51L52 208V211H53V209H54V211H55V213H54V211L52 212V211H50V209L47 207V209L45 208L46 206H48V204H46V206L45 207H42V209H44V210H42V212H39V211H41L40 209H39V215H40V213H41V215H40V217H37V216H39L38 214H37V211L35 212V213H33V214H31V215H33L34 216V218H33V224H32V221H30V218L32 217L31 215H29L30 216V218L29 219H27L26 218V220H29L28 222L27 221H22V223L24 224V226H23V224L21 223V220H25V219H23L22 218V216L20 215V213H19V215L21 216V218H20V216L17 214L18 212H19V208H18V210L16 209V207L17 206H19V205H21V206H19L20 208L22 207V203L24 204V203H27V204H25V205H28V203H30V201L32 200V198H33V196H34V194H35V192L37 191V190H39V189H41L42 187H43V185H45V184H43V183H46V181L48 182V180L47 179H49L50 177L49 176H52V174L54 173V175L55 174H57V172L58 171H60V170H66V168H68V167H66V166H69V164L71 165V163L73 164V163H76L77 162V164L79 163V162H81V161H83L85 158H87L88 156H91V155H95V154H97V153H103V154H110L111 153V155H119V154H122V152L124 151V150H126L127 148V150H130V148H129ZM140 144H142L141 146H140ZM189 144V145H188ZM246 146H245V145ZM12 147H11V146ZM51 145H52V147H51ZM86 145H88L89 147H84V146H86ZM116 145V146H115ZM133 145V146H132ZM150 145V146H149ZM212 145H214V149H216V150H214L213 149V147H212ZM223 145H225V146H222ZM243 145H244V147H243ZM248 145H249V147L250 148H247L248 147ZM252 146V148H251V146ZM8 146V147H7ZM19 146V148H21V149H17V147ZM23 146H25V147H23ZM33 146L34 147H36L37 149L36 150H39L38 152L40 153H37V154H33V152H34V150L33 151H31V152H29L32 148H33ZM110 146V147H109ZM149 146V147H148ZM173 146V147H172ZM209 146H211V147H209ZM216 146V147H215ZM242 146V147H241ZM11 147V148H10ZM82 147H84V148H82ZM121 147H122V149H121ZM185 147V148H184ZM246 147V148H245ZM254 147V148H253ZM259 147V146H258ZM6 148V149H5ZM24 148V149H23ZM30 148V149H29ZM53 148V149H52ZM87 150H86V149ZM88 148H89V151L90 152H88ZM146 148H147V150H146ZM222 148V149H221ZM244 150H243V149ZM17 149V150H16ZM84 149V150H83ZM93 149V150H92ZM112 149V150H111ZM149 149V150H148ZM155 149V150H154ZM187 149V150H186ZM206 149V150H205ZM209 149V150H208ZM220 149V152H218V150ZM258 149V151H256ZM8 150H10V151H8ZM20 150V151H19ZM35 150V152H37ZM116 152H115V151ZM146 150V151H145ZM160 150V151H159ZM168 150V151H169ZM175 150V151H174ZM181 150V151H180ZM198 150V151H197ZM212 150H214V151H212ZM222 150V151H221ZM223 150H226V151H223ZM254 150V151H253ZM42 151V152H41ZM50 151H53L54 152V154H53V152H50ZM56 151V152H55ZM121 151V152H120ZM144 151V152H143ZM151 151V152H150ZM179 151V152H178ZM183 151V152H182ZM204 151V152H203ZM210 151H211V154H210V156H207V155H209V153H210ZM243 151V152H242ZM249 151V152H248ZM12 152V153H11ZM16 152V153H15ZM18 152V153H17ZM44 152V154L45 155H42L41 156V154ZM118 152V153H117ZM147 152H148V154H147ZM180 152H182V153H180ZM209 152V153H208ZM259 152V153H258ZM261 152V153H260ZM24 153V154H23ZM28 153H30V157H29V155H28ZM49 153H51V154H53V155H51L50 157H52L53 156V158H49V156H48V158H46L47 157V154ZM90 153H91V155H90ZM116 153V154H115ZM179 153V154H178ZM183 153H185V154H183ZM201 153V154H200ZM206 153H208L207 155H206ZM220 155H218V154ZM222 153H224V154H222ZM225 153H226V155H225ZM20 155V157L18 156V155ZM32 154V155H31ZM85 154H88V155H85ZM145 154V155H144ZM154 154V155H153ZM157 154V155H156ZM181 154H183V155H181ZM204 154V155H203ZM212 154H214V155H212ZM222 154V155H221ZM250 154H251V156H250ZM253 154H255V155H253ZM257 154V155H256ZM23 155H24V157H26V159H28V162H30L31 164L29 165V163H27L26 161V164H24V163H22L23 161H24V157H23ZM34 155V156H33ZM200 155V156H199ZM203 155V157L201 158V156ZM212 155V156H211ZM215 155H217L216 157H214ZM223 155H225V156H223ZM46 156V157H45ZM157 156V157H156ZM170 156H168V157H170ZM176 156V157H177ZM186 156H187V158H186ZM205 156H206V158H205ZM24 159H23V158ZM29 157V158H28ZM37 157V158H36ZM38 157L39 158H41V159H39V161H38ZM60 157V158H59ZM139 157V158H138ZM149 157V158H148ZM165 158L167 157V156H164ZM208 157H209V159H208ZM212 157H213V159H212ZM21 158V159H20ZM44 160H46L47 162H44V163H48V165L47 164H41V162L43 161V159ZM77 158H79V160L78 161H76L77 160ZM133 158V159H132ZM149 160H148V159ZM153 158H155L154 160H155V162H154V160H153ZM186 158V159H185ZM217 158V159H216ZM219 158V159H218ZM21 161H20V160ZM30 159H32V161H33V159H36V160H34L35 161V163H37V162H39L38 164H40V165H46V167H43V166H39L38 167V165H36V166H34L35 165V163H34V161L32 162V161H30ZM48 159V160H47ZM49 159L51 160V161H49ZM164 159V158H163ZM197 159V160H196ZM202 161H201V160ZM254 159V160H253ZM23 160V161H22ZM70 162H69V161ZM118 160V159H117ZM132 160H134V161H132ZM187 160V161H186ZM205 160H207V162H206V166H202L204 163H205ZM20 161V162H19ZM37 161V162H36ZM49 161V162H48ZM57 161V162H56ZM76 161V162H75ZM120 160H118V161H116V164H117V162H119ZM153 161V162H152ZM166 161V162H165ZM198 161V162H197ZM202 163H200V162ZM215 161V162H214ZM18 162V163H17ZM108 162H110V163H112V161H108ZM130 162H131V164H130ZM176 162V163H175ZM180 162V163H179ZM204 162V163H203ZM255 162V163H254ZM261 162V163H260ZM21 163V164H20ZM54 163H57V164H55L56 166H53L54 165ZM65 163V164H64ZM136 163V164H135ZM142 163H145V164H142ZM152 163L153 164H155V167L153 166L152 167ZM157 163V164H156ZM159 163H161V164H159ZM163 163H164V166H163ZM166 163H167V167H166ZM172 163H174V164H172ZM180 165H178V164ZM182 163V164H181ZM193 163V164H192ZM258 163V164H257ZM23 164V165H22ZM33 164V169L31 170V168L29 167V166H31ZM63 164V165H62ZM68 164V165H67ZM123 164H124V166H123ZM126 164V165H125ZM150 164V165H149ZM26 165H28V167L26 166ZM122 165V168L120 167ZM135 165V166H134ZM158 165H160V166H158ZM175 165H177L178 167H180V168H178L177 166L175 167ZM184 167H183V166ZM186 165V166H185ZM192 165H194V166H192ZM258 165V166H257ZM19 166H21V167H23V168H20ZM24 166H26L25 168L27 169H25L24 168ZM128 166V167H127ZM157 166L158 167H160V168H158L157 170H156V168H157ZM171 168V169H169V167ZM174 166V167H173ZM199 166V167H198ZM209 166V167H208ZM38 167V168H37ZM56 167V168H55ZM59 169H58V168ZM62 167V168H61ZM66 167V168H65ZM139 167H141V169L139 168ZM164 167V169H161V168H163ZM205 167V169H203ZM259 167V168H258ZM8 168V169H7ZM29 168H30V170H29ZM39 168H40V170H39ZM61 168V169H60ZM119 168V169H118ZM125 168H127V169H125ZM131 168V169H130ZM136 168H139V170L138 169H136ZM155 168V169H154ZM165 168H168L169 170H171V171H176V172H171V171H169L168 169L166 170ZM177 168V169H176ZM187 168H189V169H187ZM208 168V169H207ZM21 169H24V171L23 170H21ZM36 169V170H35ZM57 169V170H56ZM118 169V171H117V173H116V170ZM173 169V170H172ZM197 169H198V171H202V172H204V171H206V173H207V175H204V176H202L201 178H199L198 180H197V182H196V184L194 183L193 185H191V186H187V187H189V188H185V187H183L182 186V188L180 187L181 185L180 184H183V182H186L184 179L182 180V181H178V183H179V185H177V186H165V188L163 187L161 190H163L162 192H161V190L159 191V192H157V193H153V196L150 194H148V193H146V194H144L142 191H140L141 189H140V186L142 185V183L145 181V183H148V184H156V183H158V181L160 182L161 181V179L162 180H167L166 178L168 177V175L169 174H171V173H178V171H180L179 173H182V172H185L186 170H191V171H197ZM15 170V171H14ZM19 170H20V172H19ZM33 170H34V172H33ZM54 170L56 171V172H54ZM121 170H123V171H121ZM164 170V172H162L161 173V171H163ZM26 171V172H25ZM131 171V172H130ZM142 171V172H141ZM150 171V172H149ZM259 171V172H258ZM17 172V173H16ZM37 172H39V173H37ZM100 172H102V175L100 174ZM121 172H123V173H121ZM135 172V173H134ZM137 172L139 173V174H137ZM147 173L146 175L144 174V173ZM167 172V173H166ZM263 172V173H262ZM13 173H15L14 175H13ZM21 173V174H20ZM22 173H23V176H24V174H26V176H25V178L22 176ZM35 173V174H34ZM105 173V174H104ZM110 173V174H109ZM115 173V174H114ZM127 173H129V174H133L132 175V179H128V178H130V177H128L127 179L128 180H125V182H123V184H121L120 183V186L119 185H116V188H115V183L116 184H118L120 181V179L122 180V178H124V177H122V176H127V175H129V174H127ZM169 173V174H168ZM263 174L262 175V181H261V179H260V174ZM17 174H20V175H17ZM113 174V175H112ZM122 174H124V175H122ZM135 174H137V176L135 175ZM155 174H157V175H155ZM168 174V175H167ZM257 174H259V177L257 176ZM42 175H47V177L45 178V176H43V177H40V176H42ZM49 175V176H48ZM54 175H53V177L52 178H50V179H54L55 177H54ZM97 175H99V176H101V178H99V182H97L96 181V183L94 182L96 179H98V177H97ZM118 175V176H117ZM135 175V176H134ZM140 175V177L142 176L143 178H140L139 179V176ZM162 176V178H161V176ZM21 176V177H20ZM56 176V175H55ZM93 176V177H92ZM105 178H104V177ZM112 176V177H111ZM114 176H116V177H114ZM120 176V177H119ZM125 176V177H126ZM130 176V175H129ZM144 176H145V178H144ZM150 176H152V177H150ZM166 177V178H164V177ZM213 176V177H212ZM90 177H91V180L94 178L95 179V177H96V179L94 180V181H91L90 180ZM102 177H103V179H102ZM110 177V178H109ZM120 179H119V178ZM122 177V178H121ZM148 177H149V179H148ZM135 178V179H134ZM158 178H159V180H158ZM207 178V179H206ZM44 179V180H43ZM87 178L85 177V180H86ZM87 179V180H88ZM101 179V180H100ZM126 179V178H125ZM143 179V180H142ZM145 179V180H144ZM256 180V179H260L259 181V183H258V180H256V181H254L255 182V188L254 189H260L261 188V190H259V192L257 191V190H255V192L257 191V196L259 195L260 197H262V198H258L259 199V201H258V199L257 198H254V197H257V196H254L253 194H255L256 195V193L254 192V191H252L253 190V180ZM21 180H24V182L26 183H24L23 181H21ZM34 182H33V181ZM46 180V181H45ZM113 180H114V182H113ZM124 180V179H123ZM129 180H131V181H129ZM133 180V181H132ZM140 180H141V182H140ZM151 182H150V181ZM214 180H215V182H214ZM230 180H235V181H232L231 183H230ZM238 180V182L239 183H237L236 181ZM32 181V182H31ZM40 181H41V184H40ZM43 181H45V182H43ZM139 182V184H138V182ZM143 181V182H142ZM153 181H155V182H153ZM205 181H207V183L208 184H210V186L207 184V183H205ZM229 181V182H228ZM248 183H250V184H252L251 186H249V185H247L246 186V182ZM252 181V182H251ZM20 182H23V185H22V183H20ZM29 182H31L30 184H29ZM38 182H39V185L41 186V188L39 187V185H38ZM92 182H94V184H92L93 186H91V183ZM104 182V183H103ZM122 182V181H121ZM127 182V183H126ZM212 182V183H211ZM234 182V183H233ZM34 183V184H33ZM36 183V184H35ZM85 183V184H84ZM111 183H113L114 184V187H113V184H111ZM130 183H133V185L135 184V186H131V184ZM136 183H137V186H136ZM197 183H199L198 184V190L195 188V191H193L192 189H194L193 187H196L197 186ZM202 183V184H201ZM213 183H214V186H212L213 185ZM225 183H229V184H225ZM245 184V185H242V184ZM260 183H262V184H260ZM21 184V185H20ZM25 184V185H24ZM29 184V185H28ZM33 184V186H31ZM102 184H103V186H102ZM141 184V185H140ZM144 184V183H143ZM212 184V185H211ZM231 184L233 185V184H235L236 186H239L238 187V192L236 191L237 190V188H235V186L234 187H232V188H229V186H231ZM238 184V185H237ZM241 184V185H240ZM36 185H37V187H36ZM84 185H87V187L85 186L84 187ZM105 185V186H104ZM203 185V187H202V189L200 188L201 186ZM211 188L212 187V191L214 190V191H216V192H218L217 194H219V195H217L218 197H220L221 196V194L219 193V192H221L222 193V191L223 190H226L225 191V193L227 194V196H226V194H225V196L226 197H230L231 196V198H232V200H231V198H229V199H223L222 197H224V191H223V193H222V195L223 196H221L220 198H221V203H220V201L219 200H217L218 202H216L215 200L216 199H219L217 196H215L214 195V191L212 192L211 190L209 191V189L207 190L206 188H209L208 186ZM226 186V188L225 189H220V188H224V186ZM257 185H259L260 187H258ZM20 186V187H19ZM22 186H24V187H22ZM27 186V187H26ZM80 186H81V188H80ZM112 186V187H111ZM117 186H119V188L117 187ZM128 186V187H127ZM205 186V187H204ZM223 186V187H222ZM228 186V187H227ZM246 186V188L244 189V187ZM249 186V187H248ZM26 187V188H25ZM79 187V188H78ZM91 187V188H90ZM130 187V188H129ZM173 187V188H172ZM241 187V188H240ZM252 188V190H250L251 188ZM20 188H22V189H20ZM25 188V189H24ZM34 188V189H33ZM107 188V190H105ZM112 188H114V189H112ZM127 188V189H126ZM172 188V189H171ZM184 188L186 189V190H188V191H186L185 192V190H184ZM205 188V189H204ZM227 188H228V190L229 189H231L232 191H233V189L235 188V190L234 191H236V193H235V195H233V192H232V194L231 195H229V193H231V190H230V192L227 190ZM25 191H24V190ZM28 189H29V191H28ZM84 192H81V190ZM95 189H97V190H105V191H111V194H116V196L117 197H119L121 200H119L118 199V202H116L115 204V206H113L111 209L110 208H108L106 211V213H104V211H102L103 213H104V215H103V213L101 212V215H103L104 217H105V214H106V219L105 220H103L102 219V216L101 215H99L100 217H98V215H97V213H94V211L92 212L97 218H100L101 219V221L100 220H98V221H96L97 220V218L96 217H93L94 215L92 214V217L91 218H89V215H87V214H91V212L90 211H88L87 212V210H85L86 208H88V204H89V202L93 199H91V198H89V199H87V197L88 196H90V195H92V194H94L97 190H95ZM124 189V190H123ZM139 189V190H138ZM166 189V190H165ZM167 189H169V190H167ZM216 189V190H215ZM239 189H240V191H239ZM246 189L248 190V192L249 191H252L251 192V196L249 195V197L251 198L252 196H253V199L250 201L249 200V198H248V194L250 193H248L247 191H246ZM19 190H23L22 191V194H24V195H26L27 197H21V191H19ZM78 190H80V192L79 193H81V194H79L78 193ZM90 190V191H89ZM92 190V191H91ZM95 190V191H94ZM133 190H134V192H133ZM165 190V191H164ZM184 193H186L187 195H185L186 196V200L184 199V197L185 196H183L184 194H183V192ZM206 190V191H205ZM221 190V191H220ZM242 190V191H241ZM88 191V192H87ZM168 191V192H167ZM192 191L193 192V194H195L196 196L193 198V196L194 195H192V192H191V194H190V192ZM201 191V192H200ZM228 191V192H227ZM246 191V192H245ZM18 192V193H17ZM26 192V193H25ZM67 192L69 193V194H67ZM119 192H120V194H119ZM123 192V193H122ZM131 192V193H130ZM139 192H141L140 194H144L143 195V198L144 199H142V195L140 196V195H138L139 194ZM163 192L165 193V192H167V193H165V197L163 198ZM182 193V196L180 195L181 193ZM187 192H189V193H187ZM197 192V193H196ZM203 192V193H202ZM241 192V193H240ZM243 192L244 193H246V194H243ZM264 192V191H263ZM59 193H61V191L59 192ZM89 193V194H88ZM91 193V194H90ZM130 193V194H129ZM161 193V194H160ZM170 193V194H169ZM176 193V194H175ZM179 193V197H178V194ZM201 193H202V195H204V194H206V195H204L205 196V198H203V196L201 195ZM207 193H210V194H212V197H210L211 195L210 194H207ZM19 194V195H18ZM83 194H87L86 196L85 195H83ZM119 194V195H118ZM126 194V195H125ZM129 196H128V195ZM175 194V195H174ZM190 194V195H189ZM199 194V195H198ZM241 194H242V196L244 195H247V199L249 200V203H248V200L247 201H245L246 203H244V199L240 202L239 200H241V198L240 199H238L240 196H241ZM69 195H71V197L73 198V200H71V199H69V198H71V197H69ZM83 195V196H82ZM167 195V196H166ZM174 195V196H173ZM209 195V196H208ZM236 195H237V197H236ZM30 196V197H29ZM68 196V197H67ZM121 196H125L124 198H122ZM149 196V197H148ZM151 196V197H150ZM176 196H177V198H176ZM180 196H181V198L183 199V202H185V203H183L182 201H180L181 200V198H180ZM187 196H190V198H192L193 200H197V202L195 201H192V199H191V201L190 200H188V202H194V203H191L192 204V206L190 207L189 206V203H187V199H189ZM192 196V197H191ZM208 196V197H207ZM239 196V197H238ZM241 196V197H242ZM21 197V198H20ZM68 199H67V198ZM81 197V198H80ZM145 197H146V200H145ZM148 197V198H147ZM162 197V198H161ZM197 197V198H196ZM214 197V198H213ZM226 197H224V198H226ZM22 198H24V199H22ZM27 198V200H25ZM63 198V197H62ZM180 198V199H179ZM196 198V199H195ZM212 200L211 202H212V205H211V202H210V199ZM244 198H246V196L244 197ZM142 199V201H140ZM152 202H154L153 204H155L156 202V205H152L151 204V201ZM164 201H163V200ZM178 199V200H177ZM206 199V200H205ZM209 199V200H208ZM214 199V200H213ZM238 199V200H237ZM19 200V201H18ZM24 202H23V201ZM143 200H145L144 202H143ZM155 200V201H154ZM157 200V201H156ZM161 200H162V202H161ZM177 200V201H176ZM202 202H201V201ZM203 200L205 201L204 203H203ZM237 200V201H236ZM246 200V199H245ZM260 200L262 201L261 203H260ZM26 201V202H25ZM29 201V202H28ZM78 201V202H77ZM87 201V202H86ZM139 201V202H138ZM209 201V204L207 203ZM15 202V203H14ZM18 202V205L16 204ZM20 202H22V203H20ZM65 202V203H64ZM66 202H68V203H66ZM76 202H77V204H76ZM148 202H149V204L151 205V206H154V207H156L159 203H161V204H163V205H160V209L158 208V207H156L155 209L158 211V210H160V211H156L155 209H152L151 210V206L148 204ZM165 202H166V204H165ZM171 202H172V205H171ZM176 202V203H175ZM200 202H201V204H200ZM213 202H216V203H213ZM230 202V203H229ZM239 202H240V204H243V206H240V204H239ZM61 203V204H60ZM167 203H168V205H167ZM181 203H183L182 205H181ZM196 203H198V205L196 204ZM220 203V204H219ZM9 204H11V205H9ZM15 204V205H14ZM73 204H75V206H79L78 208H76V209H74V211H73V214L70 216V217H72V218H70L69 220H71V222L73 223V221H74V224H71L72 226H73V228H71L68 232H67V234L65 235V237L63 238V239H60V240H58V241H53V242H51V243H49V244H47L46 246H44L45 248H46V250H44L45 248L43 247V249L41 250V255L39 254V252L37 251V252H35V253H37V254H27V253H19V254H17L18 252L17 251H15L14 253H16L15 255H13L14 253L12 252L13 250H10L11 248L10 247H15L16 246V242H18L19 243V241L20 242H22V241H24L25 239H26V237L29 235V233H26L25 231V233L24 232H22V230H21V226H23L24 228H22V229H26V228H32L33 226H35L36 224H41V223H43L45 220L47 221V220H49V219H51L52 217H56V218H58V217H61L62 215H65V214H67L68 212H70L75 206H73ZM81 204V205H80ZM83 204V205H82ZM87 204V205H86ZM119 204H120V206H119ZM175 204H178L177 206H175ZM179 204L182 206H179ZM187 204H188V207L191 209V211L193 212L191 215L189 214V213H191L190 211H187V210H190V209H187L188 207H186L187 206ZM203 204V206H201ZM216 204V205H215ZM222 204V205H221ZM246 204H248V205H246ZM253 204V205H252ZM17 205V206H16ZM62 205V206H61ZM158 205V206H159ZM164 205H166V206H164ZM171 205V206H170ZM185 205V206H184ZM1 206H2V208H4L3 210H2V208H1ZM13 206V207H12ZM64 206V207H63ZM131 206V208H129ZM141 206V207H140ZM169 206L171 207V209H173L174 207H176L178 210L179 209H181L182 208V210H180V211H182V213L179 211V213L180 214H184V216H182V220H179V218L181 219V215L180 216H176V211H177V214H178V210H171L170 208H169ZM172 206H174L173 208H172ZM179 206V207H178ZM196 206V207H195ZM198 206H200L201 207V209H200V207H198ZM214 206V207H213ZM235 206H239V209H236L237 207H235ZM7 207V208H6ZM10 207V208H9ZM15 207V208H14ZM71 207H73V208H71ZM115 207V208H114ZM150 207V208H149ZM164 208L163 209V211L165 210V211H169V212H174V213H169V212H163L162 213V208ZM193 207V208H192ZM198 207V208H197ZM244 207H246V208H244ZM252 207V208H251ZM14 208V209H13ZM60 208V209H59ZM69 210H68V209ZM148 208H149V210H151V211H154V212H151V211H149L148 210ZM176 208H174V209H176ZM197 208V209H196ZM204 208H205V210H204ZM207 208V209H206ZM256 208V209H255ZM10 209H12L13 211L14 210H16V211H14V212H16V214L12 211V210H10ZM114 209V210H113ZM129 209V210H128ZM142 209V210H141ZM147 209V210H146ZM193 209V210H192ZM195 209L196 210H198V211H196V212H199L198 214H196V212H195ZM224 209V210H223ZM234 209V210H233ZM242 209V210H241ZM49 211V214H48V212H46V211ZM59 210V211H58ZM62 210V211H61ZM131 210V211H130ZM146 210V211H145ZM171 210V211H170ZM3 211V212H2ZM9 211V212H8ZM109 211L112 213H110L109 214ZM139 211H141V212H139ZM147 211H148V213L149 212H151V213H153V218H154V216H156L157 214H158V216H156L154 219H156V221L152 218V217H146L147 215H150V214H147ZM184 211H187V212H185L184 213ZM201 211V212H200ZM233 211V212H232ZM252 211V212H251ZM7 212V213H6ZM45 212V214L43 215V213ZM59 212V213H58ZM85 212V213H84ZM116 212V213H115ZM142 212H144V213H142ZM225 212V213H224ZM53 213V214H52ZM61 213V214H60ZM146 213V214H145ZM156 213V214H155ZM164 214V215H162V214ZM195 213V214H194ZM205 213V214H204ZM115 214V215H114ZM118 214V215H117ZM133 214V215H132ZM143 214H145V215H143ZM155 214V215H154ZM163 216V217H161V215ZM251 214V215H250ZM14 215V216H13ZM15 215H16V217H15ZM49 215V216H48ZM55 215V216H54ZM110 215V216H109ZM144 217H143V216ZM177 217H175V216ZM187 215V216H186ZM196 215H198V216H196ZM199 215H201L200 217H201V220H200V217H199ZM240 215V216H239ZM19 217V219H20V221H19V219H18V217ZM52 216V217H51ZM111 218V219H113V221L109 218V217ZM150 216H152V215H150ZM159 216H160V221H157L158 220V218H159ZM171 218H170V217ZM193 216V217H192ZM194 216H195V219H198V220H196V221H194ZM206 216V217H205ZM209 218H208V217ZM12 217V218H11ZM24 217V216H23ZM41 217H42V219H41ZM50 217V218H49ZM86 217H87V219H86ZM103 217V218H104ZM226 217H227V219H226ZM235 217V218H234ZM239 217V218H238ZM240 217H242V219H243V221H245V225H244V230L242 229V233H241V229H239V228H241V226L238 228V226L240 225H237L236 223H238V221L240 222V221H242V219L240 218ZM5 218V219H4ZM18 220V221H12V220ZM46 218H48V219H46ZM78 218V219H77ZM80 218V219H79ZM83 218H84V220H83ZM88 218H89V222H90V220L92 219V221H91V225L86 221V220H88ZM96 218V220H93V219H95ZM133 218V219H132ZM135 218V219H134ZM146 218H148V219H145ZM149 218H151L150 220H149ZM211 218V219H210ZM32 219V218H31ZM35 219V220H34ZM53 219V218H52ZM107 219H108V222H109V219H110V221L112 222H110V224L112 225V227H113V230L114 229H116L115 230V232L111 229V232H110V229H109V224L107 225H105V224H103V225H105V226H103L102 225V221H106L107 222ZM115 219V220H114ZM126 219V220H125ZM186 221H185V220ZM187 219H189V220H187ZM192 219H193V221H192ZM204 219H206L207 220V222H206V220H205V223L203 222L204 221ZM224 219V220H223ZM229 219V220H228ZM257 221H256V220ZM6 220V221H5ZM12 222V225L14 224V222H15V224H18L19 223V225H16L19 229L18 230H21L20 231V233L22 232V233H24V234H20L19 235V233H18V230H17V228H16V226H15V224H14V228L13 227H11V228H9V226L11 225V224H9L10 222ZM73 220V221H72ZM122 220V221H121ZM140 220H144L143 222H141ZM175 220H178V221H175ZM230 220H231V222H230ZM238 220V221H237ZM3 223H2V222ZM41 221V222H40ZM80 221L82 222L83 221V224H84V226L86 227H82V226H80V225H83L82 223H80ZM85 221V222H84ZM134 221V222H133ZM136 221V222H135ZM150 223V221H152V222H154V224L151 222V225L152 226H154V227H151L149 224H148V222ZM184 221H185V223L187 222V224L185 225V223H184ZM191 221V222H190ZM200 223H199V222ZM232 221L235 223V221H236V223H235V228L233 227V225H234V223H232ZM259 221H261V222H259ZM8 222V223H7ZM24 222H26V225H25V223ZM29 222H31V223H29ZM94 222V223H93ZM98 222V223H97ZM101 222V223H100ZM179 222V223H178ZM183 222V223H182ZM196 222V223H195ZM228 222V223H227ZM232 223V224H230V223ZM7 223V224H6ZM29 225H28V224ZM79 223V226H80V230L81 231H78V228H79V226L77 225ZM88 223V224H87ZM145 223V224H144ZM156 223H160L159 225L158 224H156ZM173 223V224H172ZM177 223H178V225H177ZM180 223H181V225H180ZM193 224V223H195V226L197 227V231L199 232V233H197V231L195 230V226L193 227L192 226V229H191V225L190 224ZM197 223L198 224H200L201 226H203L204 228L202 229L201 228V226L199 227V226H197ZM204 223V224H203ZM224 223V224H223ZM9 224V225H8ZM32 224V225H31ZM77 225V229H76V225ZM88 225V227L86 226V225ZM101 224V225H100ZM115 224V225H114ZM140 224V225H139ZM156 224V225H155ZM177 226H176V225ZM182 224H184L183 226L185 227H183L182 226ZM258 224H260V225H262L263 227H260V225H258ZM11 225V226H12ZM28 225V226H27ZM111 225H110V228H112L111 227ZM121 225V226H120ZM142 225H143V228H142ZM175 225V226H174ZM179 225L181 226V227H183V228H181L180 227V230H179ZM206 225V226H205ZM225 225V226H224ZM227 225V226H226ZM237 225V226H236ZM92 226V227H91ZM103 226V227H102ZM107 226V227H106ZM119 227V228H114V227ZM144 226H146L145 228H144ZM148 226V227H147ZM155 226H157V228L155 227ZM187 226V227H186ZM190 228H189V227ZM230 227L231 229H235L234 231L232 230L231 231V229L230 228H227V227ZM257 226V227H256ZM259 226V227H258ZM74 227H75V229H74ZM91 227V228H90ZM101 227H102V229H101ZM133 227H134V230H133ZM137 227V228H136ZM139 227H140V229H139ZM158 227H161V229H160V232L158 233V231H155V230H157L158 229ZM174 227V228H173ZM177 227V228H176ZM201 228V230H199V228ZM224 227V228H223ZM86 229V230H84V229ZM89 230H88V229ZM99 228V229H98ZM107 228V229H106ZM146 228H147V230H149V231H147L146 230ZM152 228V230H153V233L151 232L152 230H150ZM257 228H262V229H260V231H259V229H257ZM101 229V230H100ZM117 229H118V232H117ZM120 229V230H119ZM144 229V230H143ZM176 229H178V231H176ZM183 231H182V230ZM186 229V230H185ZM189 229V230H188ZM192 230V234L190 233V231ZM225 229V230H224ZM73 230H74V232H73ZM75 230H76V232H75ZM82 230H84L83 232H82ZM94 230H97V231H94ZM102 230H103V233H102ZM138 230V231H137ZM172 230H175V231H172ZM184 230H185V232H184ZM227 230V231H226ZM238 230V231H237ZM255 230L257 231L258 230V233L257 232H255ZM14 231H15V233H14ZM79 232V234H82V235H85V234H87V236L85 235V237H82V235L80 236L79 234H78V232ZM87 231H91L90 233L89 232H87ZM94 231V232H93ZM109 231V232H108ZM114 233H113V232ZM135 231H137V232H135ZM142 231H144V232H146L145 234H144V232H142ZM188 231V232H187ZM193 231H196L195 232V234L193 233ZM11 232H13L14 234H16V232H17V235H18V237L15 239V240H17L18 239V241H14V237H16V235H14V237H13V234L11 233ZM31 232H35L34 230H31ZM82 232V233H81ZM98 232V233H97ZM106 232V233H105ZM119 232H121V234L119 233ZM138 232H139V235H138ZM141 232V233H140ZM147 232H149V233H151L152 235H153V237H154V239L156 238V239H160V238H162V237H164V238H162V239H164L165 241H163L162 239H160V241L159 242H161L162 241V243H158V246L159 245H161V247L159 246V248H157V245L155 246L154 244H157V242L156 241H158V240H152V236H151V234H149L148 233V236H150V238H151V240H152V242H150L151 240H149V237L146 239V237H145V235L147 234ZM156 232V233H155ZM177 232H179V233H177ZM181 232H183V234L181 233ZM232 232H233V234H232ZM239 232H240V234H239ZM255 232V233H254ZM9 234V233H11L12 234V236H10L11 238H10V240H11V245L12 246H10V244H8V243H10V241H9V239H7V241H6V238H9V235H11V234H9L8 236L7 235H5V234ZM83 233H85V234H83ZM94 233H95V235H94ZM97 233V234H96ZM108 233V234H107ZM116 234V233H118V234H116V235H118L117 237L118 238H120V239H118L116 236H114L113 234ZM124 233V234H123ZM137 233V234H136ZM157 233L159 234V235H157ZM186 233V234H185ZM187 233H189L188 235H191L192 237H193V235L195 236V237H193V238H195L194 240H193V238H190V236H188L187 235ZM197 233V234H196ZM205 233V234H204ZM228 233H230V235H231V238H229L230 237V235L228 234ZM237 233L239 234V235H237ZM259 235V237H261V241L259 240L258 241V243H257V240L258 239H256V238H259L258 236H257V234ZM88 234H90V235H88ZM106 234V235H105ZM119 234H120V236H119ZM133 234H136V235H133ZM161 234H162V236H161ZM198 234L200 235L199 236V238L197 239V237H198ZM227 234H228V236H227ZM241 234H242V236H241ZM0 235V236H1ZM4 235L6 236L4 239L5 240H3V237H4ZM26 235V236H25ZM96 236V237H98V239L96 238L95 239V237L94 236ZM99 235H101L100 237H99ZM140 235H142L144 238H145V240L147 241L146 243L149 245V244H151V255L150 254H148V253H145V251H143L144 249L146 250V252H148L149 250H150V245H149V249H146L147 247H146V245L144 244L145 243V241H143V240H140V239H143V238H141V236ZM183 235V236H182ZM197 235V236H196ZM222 235V236H221ZM235 235H237V236H235ZM21 236V237H20ZM91 237V238H88L87 239V237ZM111 236V237H110ZM113 236V237H112ZM121 236H123L122 238H121ZM137 236V237H136ZM147 236V235H146ZM158 236H159V238H158ZM180 236H181V238H180ZM184 236H186V237H184ZM238 236H241L242 238H243V240H242V238L240 239ZM256 236V237H255ZM108 237V238H107ZM130 237V238H129ZM179 237V238H178ZM187 237H189V239L187 238ZM218 237V238H217ZM223 237H224V239H223ZM227 237H228V239H227ZM236 237V238H235ZM20 238V239H19ZM75 238H76V241H75ZM100 238V239H99ZM107 238V239H106ZM112 238V239H111ZM116 238V239H115ZM138 238V239H137ZM140 238V239H139ZM183 238V239H182ZM251 238V239H250ZM13 239V240H12ZM111 239V240H110ZM119 240V242H123V243H125L126 245L128 244L129 246H130V248L128 247V249H129V254L130 255H121V253L118 251V249L117 248H115V247H112V246H115V244L113 243V241L112 240ZM197 239V241H195ZM223 239V240H222ZM236 239V240H235ZM254 239H256V241L254 240ZM0 240H1V237H0ZM84 240V241H83ZM94 240H98L99 242H101L100 244H95V246H94V243H96V241H94ZM104 240V241H103ZM107 240V241H106ZM138 240H140V241H142V242H139ZM175 240V241H174ZM181 241L182 240V242L180 243V242H177V241ZM218 240V241H217ZM238 240H239V242H238ZM73 241H75V242H73ZM89 241V242H88ZM90 241L91 242H94V243H90ZM190 241H191V243H190ZM195 241V242H194ZM221 241V242H220ZM63 242V243H62ZM69 242V243H68ZM80 242V243H79ZM144 242V243H143ZM148 242H150V243H148ZM163 242H166V243H164L165 245H162L163 244ZM168 242V243H167ZM219 242V243H218ZM222 242H223V244H222ZM254 242V243H253ZM65 243V244H64ZM98 243V242H97ZM104 243V244H103ZM177 244V245H175V244ZM185 243V244H184ZM205 243V244H204ZM250 243V244H249ZM261 243V244H260ZM2 244V245H3ZM59 244V245H58ZM64 244V245H63ZM111 244V245H110ZM113 244V245H112ZM187 244H189V245H187ZM66 245V246H65ZM99 245V246H98ZM101 245V246H100ZM102 245H103V247H102ZM104 245H106V246H104ZM141 245L143 246V245H145V246H143V247H145L144 249H143V247H141ZM154 245V246H153ZM178 245H180V246H178ZM182 245H184V246H182ZM187 245V247H185ZM6 246L8 247V248H6ZM57 246V247H56ZM69 246V247H68ZM98 248H97V247ZM110 246V247H109ZM155 247V249L153 248V247ZM162 246H163V248L166 250V248L168 249L169 247H171V248H169V249H171L172 250V252H173V249H175V250H177V249H179V251L177 252V254H179V255H177L176 254V252H175V250H174V252H175V255H172V252H171V250H167L166 252L168 253V254H165L166 252H161L162 250ZM167 246V247H166ZM207 246V247H206ZM225 246V247H224ZM245 246V247H244ZM248 246V247H247ZM13 247H12V249H13ZM97 248V249H94V248ZM107 249H106V248ZM183 247H185L184 249H182ZM209 247V248H208ZM6 248V249H5ZM47 248H49V249H47ZM51 248H54L53 250H51ZM55 248H63V250H64V248H65V250L68 248V250H66V252H64V251H62V250H57L56 252V254L54 255V253H55ZM103 249V250H101V249ZM113 248V249H112ZM138 248V249H137ZM140 248H142V249H140ZM104 249H106L105 251H104ZM154 249V250H153ZM161 251H160V250ZM181 249V250H180ZM216 249V250H215ZM244 249V250H243ZM48 250V253H47V255H46V252L45 251H47ZM101 250V252H99V251ZM113 250V251H112ZM148 250V251H147ZM241 250V251H240ZM243 250V251H242ZM8 251H11V253H13V254H11L13 257L12 258H10L9 256H11L9 253H8ZM49 251H51V253L52 254H49ZM81 251V252H80ZM86 251V252H85ZM102 251H104L103 253H102ZM142 251V252H141ZM154 251H158L157 252V254L158 253H161V255L160 254H158V255H155L156 256V259L157 260H155V258H154V262L151 260V259H153L151 256H154V254H156V252L154 253ZM160 251V252H159ZM181 251V252H180ZM185 251V252H184ZM230 251H232V252H234V253H232V252H230ZM239 251V252H238ZM262 251V252H261ZM54 252V253H53ZM58 252H61L60 254L63 256V258H64V255L65 254H68V257H67V255L65 256L66 258H62V257H60L61 255L58 253ZM62 252H64L63 254H62ZM84 252H85V254H84ZM99 252V253H98ZM180 252V253H179ZM42 253H45V254H42ZM117 253V254H116ZM131 253H132V255H131ZM230 253V254H229ZM22 256H21V255ZM38 254L40 255V257H43L42 259H43V261H42V259L40 258V257H36L35 259L32 257V256H34L35 257V255L36 256H38ZM135 254V255H134ZM142 254H148V257L150 256L151 257V259H150V257L148 258V257H146V256H144V255H142ZM216 254V255H215ZM229 254V255H228ZM235 254V255H234ZM9 255V256H8ZM21 256V259H18L17 260V258L15 259V256L17 257V256ZM27 255H28V258H27ZM47 257V258H45V256ZM118 255V257H116ZM221 255V256H220ZM223 255V256H222ZM18 256V258H20ZM30 256V257H29ZM58 256H56V257H58ZM130 256V257H129ZM157 256H158V258H157ZM175 256V257H174ZM202 256V257H201ZM227 256V257H226ZM4 257H9V259L7 258H4ZM145 257V258H144ZM160 257V258H159ZM174 259H173V258ZM39 258H40V260L42 261H40L39 260ZM45 258V259H44ZM126 258V259H125ZM136 258V259H135ZM222 258V259H221ZM3 259H5V261H3ZM12 259H14V260H12ZM24 259V260H25ZM33 259V260H32ZM147 259H150V260H147ZM228 259V260H227ZM16 260V261H15ZM85 260V264H88V262H86V259H84ZM130 260V261H129ZM144 260H146V261H144ZM161 260V261H160ZM15 261V262H14ZM36 261V262H35ZM78 262L79 264H84L83 262ZM88 261V260H87ZM126 261H128V262H126ZM143 261V262H142ZM150 263H149V262ZM20 262V261H19ZM47 262V263H48ZM133 262V263H132ZM145 262V263H144ZM147 262V263H146ZM234 262V263H233ZM1 263V262H0ZM20 263V264H21ZM50 263H48V264H50ZM77 263V264H78ZM90 264V263H89ZM262 264V263H261Z\"/></svg>",
	"mask_w": 264,
	"mask_h": 264
},
{
	"label": "bare ground",
	"instance_id": "obj_2",
	"mask_svg": "<svg viewBox=\"0 0 264 264\" xmlns=\"http://www.w3.org/2000/svg\"><path fill=\"white\" fill-rule=\"evenodd\" d=\"M1 1H2V0H1ZM5 1H6V0H5ZM5 1H4V0L2 1L3 3H6V4H4V5L7 6V4L10 3V4H11V5H10V8L12 9V7H11V6H13V5H12V2H9L10 0H7V1L9 2V3H7V1H6V2H5ZM11 1H12V0H11ZM39 1L42 2V0H39ZM47 1H48V0H47ZM49 1H50V0H49ZM54 1H55V0H54ZM64 1H66V0H64ZM67 1H68V0H67ZM69 1H70V2H68V3H69V6L71 7L72 5H71L70 3H71V1H73V0H69ZM75 1H76V0H75ZM75 1H74V2H75ZM78 1H79V0H78ZM90 1H91V0H90ZM98 1H99V0H98ZM98 1H97V3H96V1H95L94 3H93V2H92V3H93V4H95V3L98 4L99 2L101 3L103 0H102V1L100 0L99 2H98ZM104 1H105V0H104ZM104 1H103V2H104ZM115 1H117V3H119V0H115ZM115 1H113V3H114ZM124 1H126V0H124ZM129 1H130V0H129ZM208 1H209V0H208ZM228 1H229V0H228ZM236 1H237V0H236ZM240 1H242V0H239V2H240ZM244 1H245V0H244ZM257 1H259V0H257ZM261 1H262V0H261ZM37 2H38V1H37ZM41 2H40V3H36V5H37V4H41V6H42V5H44L43 2H46V1L43 0V2H42V3H41ZM51 2H52V0H51ZM76 2H77V1H76ZM76 2H75V3H76ZM79 2H80V1H79ZM105 2H106V1H105ZM105 2H104V3H105ZM107 2H108L109 5H110V2H112V0H111V1L109 0V1H107ZM107 2L105 3L106 5H107ZM120 2H121V0H120ZM226 2H227L226 0H213V1H210V2H203V3L198 4V5L195 7L194 11L188 13V14H187L186 16H184V17L182 16V17L179 18V19H176V20H169V19H168V20H162V21L160 22V24H158L159 22H156V21H155V22L150 21L148 24L143 25V27L141 26V28H139V29L137 28V30L131 32V36L133 35V37H132V41H131V42L134 43V42H136V40H138V38H142V37H145V36H148V35H158V34H159V36H161L164 32H167V31L172 32V31H174L175 29H178V28H180L181 26H184L185 24L192 22V21L195 20L199 15H201V16L204 15V16H205V15H207V14H209V13L219 12V11H221V10L223 11V10H225V9H229V8H230L229 10H231L230 12L233 11V12H232L233 14L236 12V15H235V14H234V15L237 16V18H241L242 15H243V16H242L243 18H241V19H244V20H245V18H246V20H245L246 22L241 20L242 22L245 23V24H244L245 27H246V24L248 25L247 21L250 23L249 26H251V23H253V24L255 25V23H254L255 20L257 21V23H258V21H259L261 18L264 20V17H263L264 15H263V13H261V12H260V13L262 14L261 18H258L257 15H256V16L254 15V17H253V14L251 15V12L249 13V11H252V10H255V11H256V10H260V11L262 10V12H263V11H264V2H263V1L260 2V3H255V1H254V3H252V1L249 2V0H248L249 3L246 4V5H245L244 3H243L244 5H242V3L240 2V3H241V4H240L241 6H238V5L236 6L237 3H236V4H235V3L233 4L232 2H234V1H232V2L229 1V3H231V4H229L228 2L226 3ZM3 3H2V4H3ZM14 3H15V2L13 1V4H14ZM16 3H17V4H14V5H15V6H16V5L18 6V5L21 4V1H19L20 4H18V0H17ZM48 3H49V2H48ZM48 3H47V2L45 3L46 6H47ZM59 3H60V2H59ZM62 3H63V2H61V4H62ZM75 3H74V5H76V6L79 4L78 2H77L76 4H75ZM80 3H81V2H80ZM92 3L90 4V2H89V4H90L91 6H93ZM113 3H112V5H113ZM245 3H246V2H245ZM2 4H1V5H2ZM23 4H24V3H23V0H22V6H23ZM25 4H26V2H25ZM65 4H66V2H64V6H65ZM89 4H88V5H89ZM96 4H95V5H96ZM102 4H103V3H102ZM102 4L100 5L102 9H103V7H104V8L107 7L106 5L102 6ZM238 4H239V3H238ZM1 5H0V12H1L0 14H1V16H2V13H5V14H4L5 17L9 16V18L12 19V15H13V19H12V21H14L15 24L18 23V22H19V23L22 22V25H21V26H20V24L17 25V27H18V26H20V27L23 26V29L21 28L22 30H24V28H26V29L28 30V27L26 26V25H27V22H28L29 26L31 25V26L33 27V23H32L33 20H31V18L28 19V18L31 17V16L27 17V16H28V15H27V12L29 11V8H28L27 6H26V7L24 6V7L27 9L26 11H24L25 8H23V7L21 6V7L24 9L23 11H24L25 13H24L23 11H18V12H17V11L14 9L15 7H13V9H14V11H15V14H14L13 10H11L10 8L6 10V9H4L5 6H2V7H1ZM27 5H28V4H27ZM50 5H51V4H48L47 7H49ZM59 5H60V4H59ZM67 5H68V4H66V8L68 7ZM74 5H73V7H72L71 9H73V10H72V13L74 12L73 14H74V16H75V15H77V14H75V13H77L78 11H76V12L74 11V8H76ZM79 5H80V4H79ZM98 5H99V4H98ZM98 5H96V6L100 8V6H98ZM126 5H127V4H126ZM134 5H135V4H134ZM230 5H231V6H230ZM8 6H9V5H8ZM8 6H7L6 8H8ZM28 6H29V5H28ZM39 6H40V5H39ZM39 6H37V7H39ZM60 6H61V5H60ZM64 6H62L61 9H62V8L64 9ZM113 6H114V7L116 6V2H115V4H114ZM113 6H111V7H113ZM117 6H118V5H117ZM229 6H230V7H229ZM3 7H4V8H3ZM18 7H19V6H18ZM47 7H46V8H47ZM52 7H54V6H50V9H51ZM77 7H78V10H80L78 13H80L82 10H81L79 7H81V6H77ZM89 7H90V6H89ZM97 7H96V8H97ZM22 8H21V9H22ZM42 8H43V7H42ZM90 8H91V7H90ZM94 8H95V7H94ZM94 8H93V9H94ZM96 8H95V10H92V9H91L92 12H93V11L96 12ZM99 8H97V9H99ZM101 8H100V9H101ZM2 9H4V10H3L4 12L1 11ZM16 9H17V7H16ZM39 9H41V8H39ZM39 9H38V10H39ZM43 9H44V8H43ZM48 9H49V8H47V10H46L45 12H47ZM50 9H49L48 13H49V12H52V11L54 10V9H53V10L51 11ZM71 9H70V10H71ZM76 9H77V8H76ZM102 9L100 10L101 12L103 11ZM105 9H107V8H105ZM8 10H9V11L11 10V14H12V12H13V14H12V15H11V14H8V15H7V13L9 12ZM18 10H20V7H19ZM64 10H67V11H68V10H69V7H68V9H64ZM123 10H124V9H123ZM7 11H8V12H7ZM43 11H44V10H43ZM108 11H109V10H108ZM116 11H117V10H116ZM234 11H235V12H234ZM19 12L24 13V14L21 15ZM62 12H63V10H62ZM88 12H90V11H88ZM97 12H98V10H97ZM110 12H111V10H110ZM121 12H122V11H121ZM226 12H227V14H230V12H229L228 10H227ZM228 12H229V13H228ZM258 12H259V11H258ZM16 13H18L20 17H18V14L16 15ZM42 13H43V12H42ZM53 13L55 14V12L50 13V15L52 14L51 17L54 16ZM63 13H65L64 15H67V14H68V17H69V14H70V13H68V12H63ZM81 13H82V12H81ZM81 13L78 14V16L81 15ZM86 13H87V12H86ZM93 13H94V12H93ZM223 13H224V12H222V14H223ZM244 13H246V14L249 13L250 16H249V14H248V15H247L248 17H245V18H244V15H245ZM253 13H254V12H253ZM260 13H259V14H260ZM28 14L31 15V12H30V13L28 12ZM43 14L46 15L47 13H43ZM87 14H88V13H87ZM91 14H92V13H91ZM102 14H104V13H102ZM4 15H3V16H4ZM10 15H11V16H10ZM14 15L17 16V19H18L17 21H16V17L14 18ZM23 15L26 17V19H27L28 21L25 19V17H24ZM45 15H43V16H45ZM210 15H211V14L208 15V18H207V19H209V16H210ZM225 15H226V13H225ZM231 15H232V14H231ZM1 16H0V18H3V20H4L5 18H4L3 16H2V17H1ZM74 16H72V14H71L70 17L73 18ZM81 16H82V15H81ZM99 16H100V14H99ZM212 16H213V15H212ZM212 16H210V18H211ZM217 16H220V15H217ZM227 16H228V15H227ZM232 16H233V15H232ZM235 16H234V18H233V17H232V18H233L234 21H236L235 23H237V24H236V25H235V24H232V25H233V27L236 26V27H237V30L234 29L235 27H234L232 30H236V31L238 32V30H240V29H238V27H241V28H242L243 25H242V26H237V25H240V24L238 23L237 18H235ZM238 16H240V17H238ZM21 17H22L23 19H22ZM51 17H50V18H51ZM68 17L66 16L67 19H69ZM108 17H109V16H108ZM205 17H207V16H205ZM222 17H223V15H222ZM222 17L220 16L221 19H222ZM225 17H226V16H225ZM225 17H224L223 19H225ZM249 17H251L252 19L254 18V20H253L254 22H252V20H249ZM19 18H21L22 21L19 20ZM45 18H46V21H48V22H49V21H52L50 18L47 19L46 16H45ZM54 18H55V17H54ZM97 18H98V17H97ZM97 18H96V19H97ZM212 18H213V17H212ZM215 18H216V17H215ZM230 18H231V17H228V19H229L230 22L228 21V19H227V20L225 19L226 21H228L229 29H230V26H231V28H232V25H230L232 19H230ZM256 18H257V19H256ZM6 19L8 20V22H11V19H10V20H9L8 18H6ZM14 19H15V20H14ZM38 19H39V20H37V21H40V18H38ZM41 19H43V18H41ZM49 19H50V20H49ZM102 19H103V17H102ZM247 19H248V20H247ZM258 19H259V20H258ZM3 20L1 19L0 21H1V22H5V21H6V20H4V21H3ZM23 20H26V21H24V22H26V25L24 24ZM30 20H31L32 22H31ZM84 20H85V19H84ZM103 20H105V19H103ZM209 20H210V19H209ZM211 20H212V19H211ZM233 20H232V21H233ZM238 20H240V19H238ZM263 20H262V21H263ZM15 21H16V22H15ZM41 21H45V20L43 19V20H41ZM80 21H81V20H80ZM88 21H90V20L88 19ZM92 21H93V20H92ZM226 21H225V22H226ZM234 21H233V23H234ZM241 21H239V22L242 23ZM6 22H7V21H6ZM48 22H47V23H48ZM53 22H54V21H53ZM71 22H73V21H71ZM77 22H78V21H77ZM207 22H208V21H207ZM260 22H261V20H260ZM14 23H13V24H14ZM42 23L44 24V23H46V22H42ZM42 23H41V24H42ZM209 23H210V22H209ZM261 23H263V22H261ZM261 23H260V24H261ZM0 24H1V23H0ZM2 24L4 25L5 23H2ZM6 24H8L7 26H9V24H10L11 27L13 26V24L11 25V23H6ZM23 24H24L26 27H25ZM37 24H38V23H37ZM39 24H40V22H39ZM71 24H72V23H71ZM75 24H76V23H75ZM205 24H206V23H205ZM221 24H222V23H221ZM253 24H252L251 28L257 27L259 23H258L256 26H253ZM260 24H259V26H260ZM3 25H0V26H3ZM46 25H47V24H45V26H46ZM261 25H262V24H261ZM5 26H6V25H5ZM31 26H30V29H32ZM41 26H42V28H41ZM41 26L39 25V26L37 27V29H38L39 27H40V29H42V30L45 28L44 25H41ZM191 26H192V25H191ZM210 26H211V25H210ZM220 26H221V25H220ZM226 26H227V23H226ZM228 26H227V27H228ZM259 26H258V27H259ZM262 26H264V25H262ZM262 26H260V28H259V33H258V34H259L260 36H261V34H260V29H261ZM13 27H15V25H14ZM13 27H12V28H13ZM17 27H15V29H16ZM20 27H18V28H20ZM43 27H44V28H43ZM46 27H47V26H46ZM206 27H207V26H206ZM227 27H226V28H227ZM258 27L255 28V29L258 30ZM53 28H54V27H53ZM199 28H200V27H199ZM202 28H203V27H202ZM223 28H224V26H223ZM246 28H247V27H246ZM262 28L264 29V27H262ZM26 29H25V31H26ZM30 29H29V30H30ZM33 29H34V28H33ZM37 29H36V30H37ZM244 29H245V28L243 27L242 30H241V32H242ZM248 29H250V28H248ZM248 29H247V30L245 29V30H244L245 32L243 31L244 33L242 32L243 34H245V35H244L245 38H246V35H247V34H246V31H247V32H250ZM255 29H253L254 31L250 29V30L252 31V32H251L252 34H253V32H256V33H257V31H255ZM263 29H262V31H263ZM34 30H35V29H34ZM227 30H228V29H227ZM232 30H231V31H232ZM31 31H32V30H31ZM37 31H38V30H37ZM180 31H181V30H180ZM197 31H199V30H197ZM211 31H212V30H211ZM223 31H224V30H223ZM262 31H261V33H262ZM41 32H42V31H41ZM174 32H175V31H174ZM174 32H173V33H174ZM177 32H178V31H176V33H177ZM183 32H185V31H183ZM199 32H200V31H199ZM212 32H213V31H212ZM224 32H225V31H224ZM229 32H230V31H229ZM239 32H240V31H239ZM29 33H30V32H29ZM188 33H189V32H188ZM234 33H235V31H234ZM234 33H233V34H234ZM251 33H250V34H251ZM21 34H22V33H21ZM170 34L172 35V33H170ZM177 34H178V33H177ZM185 34H186V33H185ZM227 34H228V31H227ZM233 34L231 33V35H233ZM235 34H236V36H239V39H240V38L242 37V35H243V34H241V37H240V35H238V34H240V33H238V34L235 33ZM235 34L233 35V39H234V37H235ZM258 34H256V37H257ZM110 35H111V34H110ZM163 35H164V37H165V33H164ZM163 35H162V36H163ZM167 35H168V33H167ZM179 35H180V34H178V36H179ZM169 36H170V35H169ZM175 36L177 37L176 34H175ZM175 36H171V39H172V37H175ZM182 36H183V34H182ZM182 36L180 35V37H177V38H181ZM190 36H191V35H190ZM195 36H196V38H197V35H195ZM248 36H249V34H248ZM254 36H255V33H254ZM260 36L257 37V38L259 39V40H257V41H260V40L263 38V37H262V38L260 39ZM262 36H264V35H262ZM164 37H163V38H164ZM176 37H175V41H176V40H179V39H177ZM184 37H185V36H184ZM231 37H232V36H230V39H229V40H231ZM244 37H242V39H243ZM250 37H252V36H250ZM69 38H70V37H69ZM123 38H124V37H123ZM160 38H161V37H160ZM182 38H183V37H182ZM182 38H181V39H182ZM202 38H203V37H202ZM227 38H229V37H226V39H227ZM106 39H107V41H109L110 39H112L111 42H112V41L114 42L113 38H111V37L109 38V35H108V36H107V35L105 36V35H103V34H97V32H96L95 35H93V36H91V37H88V38H87V36H86V38H85V37H82L81 35H79V36L77 35V36H73V38H71V39L60 40V41H56V42H54V43H53V42H52V43H49V44L46 45V46L43 48V50L40 51V52H42V53L45 54V55H48V54H51V53L54 52V51H57V50H60V49H63V48L69 47V46H74V47H72V48L77 49V46H78L77 43L82 44L84 48H85V47L87 48V46L92 45V43H93V45H94V42H97V41L99 42L100 40H104V42H105ZM128 39H129V37H128ZM156 39H159V38H156ZM166 39H167V38H166ZM171 39H169V40H171ZM192 39H193V38L191 37V40H192ZM199 39H200V38H199ZM239 39L237 38V40H239ZM263 39H264V38H263ZM119 40H121V39H119ZM167 40H168V39H167ZM173 40H174V39H173ZM185 40H186V37L183 38V41H184V42H185ZM235 40H236V37H235ZM107 41H106V42H107ZM179 41H181V40H179ZM198 41H200V40H198ZM231 41H232V40H231ZM233 41H234V40H233ZM233 41H232L231 47H232V45H233ZM111 42L109 41L110 44L113 43V42H112V43H111ZM115 42H117V39H116ZM157 42H158V40H157ZM171 42H172V40L170 41V43H171ZM176 42H178V41H176ZM188 42H189V41H188ZM192 42H194V41L192 40ZM202 42L204 43V41H202ZM202 42H201V43H202ZM260 42H261V41H260ZM260 42H258V43H260ZM262 42H264V40H263ZM262 42H261V43H262ZM73 43L77 44V46L75 47V44H73ZM119 43H121V42H119ZM181 43H182V42H181ZM181 43L179 42V44H178V43H177V44L181 46ZM186 43H187V42H186ZM196 43H197V42H196ZM199 43H200V42H199ZM227 43H228V42H226V44H227ZM239 43H240V42H239ZM246 43H247V42H246ZM258 43L256 44V45H257V48L261 46V43L259 44V46H258ZM13 44H14V43H13ZM13 44H12V45H11V44H8V43L5 42V40L0 39V47H1V49H2V48H5V50H7V48H9L8 50H10V48H11L12 50H15V49L18 50V48H17L18 45H17V47H16V46H13ZM72 44H73V45H72ZM105 44H106V43H105ZM175 44H176V43H174V45H173V46L171 45V46H172V47H175ZM182 44H183V43H182ZM189 44L191 45V43H189ZM197 44H198V43H197ZM236 44H237V43H236ZM240 44H241V43H240ZM93 45H92V46H93ZM103 45H104V44H103ZM106 45H107V44H106ZM122 45H123V44H122ZM157 45H158V44H157ZM178 45H177V46H178ZM185 45H186V44H184L183 47H182V46H181V47H182V48H185ZM199 45H202V44H199ZM199 45H198V46H199ZM229 45H230V43H229ZM234 45H235V44H234ZM262 45L264 46L263 43H262ZM110 46H111V45H110ZM123 46H124V45H123ZM188 46H189V45L187 44V47H188ZM193 46H194V44H193ZM196 46H197V45H196ZM203 46H204V44H203ZM103 47L107 48L105 45H104ZM112 47H113V44H112ZM116 47H117V46H115V49H116ZM121 47H122V46H121ZM165 47H166V46H165ZM165 47H164V48H165ZM181 47H180V48L176 47V48H177V51H178V49H181ZM190 47H191V46H190ZM190 47H189V48H190ZM201 47H202V46H201ZM205 47H206V46H205ZM229 47H230V46H229ZM229 47H228V49H229ZM231 47H230V49H231ZM244 47H245V46H244ZM13 48H14V49H13ZM70 48H71V47H70ZM78 48H79V47H78ZM88 48L91 49L90 47H88ZM164 48H163V50H164ZM166 48H167V47H166ZM166 48H165V49H166ZM194 48H195V47H194ZM261 48L264 49L263 47H261ZM21 49H22V48H21ZM24 49H25V48H24ZM68 49H69V48H68ZM80 49H81V51H82L83 48L80 47ZM80 49H79V50H80ZM94 49H95V47H94ZM101 49H102V48H101ZM169 49H171V51H172L173 48H169ZM174 49H175V48H174ZM211 49H212V48H211ZM234 49H235V48H234ZM246 49H249V48H246ZM258 49H259V48H258ZM3 50H4V49H3ZM25 50H26V49H25ZM40 50H41V49H40ZM160 50H161V49H160ZM182 50H183V49H182ZM194 50H195V49H194ZM194 50H193V51H194ZM200 50H201V48H200ZM226 50H227V49H226ZM10 51H11V50H10ZM75 51H76V50H75ZM81 51H79V52H81ZM90 51H91V50H90ZM97 51H98V50H97ZM113 51H114V49H113ZM174 51H175V50H174ZM180 51H181V50H180ZM188 51H189V50H188ZM198 51H199V49H198ZM201 51H202V50H201ZM245 51H246V50H245ZM252 51H253V50H252ZM7 52H9V51H7ZM24 52H25V51H24ZM40 52H39V53H40ZM73 52H74V51H73ZM158 52H159V51H158ZM158 52H157V53H158ZM172 52H173V51H172ZM172 52H171V53H172ZM182 52H184V51H182ZM182 52H181V54H183V56H184L185 54L182 53ZM190 52H191V51H190ZM210 52H211V51H210ZM233 52H234V51H233ZM236 52H237V51H236ZM256 52H257V51H256ZM260 52H261V49H260ZM1 53H2V51H0V54H1ZM3 53H4V51H3ZM5 53H6V51H5ZM9 53H10V52H9ZM91 53H92V51H91ZM91 53H90V54H91ZM110 53H111V52H110ZM110 53H109V54H110ZM155 53H156V52H155ZM166 53H167V52H166ZM176 53H177V52H176ZM203 53H204V51H203ZM231 53H232V52H231ZM263 53H264V52H263ZM57 54H58V56L60 55L59 53H57ZM73 54H74V53H73ZM87 54H88V53H87ZM87 54H86V55H87ZM160 54H162V52H161ZM181 54H180V55H181ZM192 54H193V52H192ZM196 54H197V53H196ZM199 54H200V53H199ZM201 54H202V52H201ZM201 54H200V55H201ZM235 54H236V53H235ZM240 54H242V53H240ZM249 54H251V53H249ZM257 54H258V53H257ZM11 55H12V54H11ZM35 55H36V54H35ZM37 55H38V54H37ZM41 55H42V54H41ZM45 55H44V56H45ZM88 55H89V54H88ZM88 55L86 56L87 58L89 57ZM163 55H166V54H164V52H163ZM163 55H161L162 58H163ZM178 55H179V54H178ZM255 55H256V54H255ZM263 55H264V54H263ZM0 56L2 57V54H1ZM5 56H7V54H6ZM5 56H4V57H5ZM44 56H43V57H44ZM80 56H81V54H80ZM80 56H79V57H80ZM156 56L158 57L159 54L156 55ZM174 56L177 58L176 55H174ZM197 56H199V55L197 54ZM197 56H196V57H197ZM229 56H230V55H229ZM243 56H244V55H243ZM38 57H39V56H38ZM77 57H78V56H77ZM196 57H195V58H196ZM202 57H203V56H202ZM202 57H201V59H202ZM233 57H234V56H233ZM246 57H247V56H246ZM263 57H264V56H263ZM9 58H10V56H9ZM35 58H37V56H35L34 58H31V60H28V61H27V62L30 61V63H27L26 65H20L19 67L14 68L13 71L11 70V72H8L6 75H4L3 77H1V78H0V81H3L4 79L6 80V78H11V75H13L14 72H16V73L18 72V73H19V71L22 70L23 68H25V67L28 68L27 66L31 67L32 64L36 63V64H34V66H35V65L39 64V63H37L38 61L42 60V57H40V60L35 59ZM61 58H62V57H61ZM84 58H85V55H84ZM162 58H161V59H162ZM181 58H182V57H181ZM199 58H200V57H199ZM11 59H12V58H11ZM14 59H15V58H14ZM82 59H83V58H82ZM154 59H155V57H154ZM159 59H160V58L158 57V60H159ZM164 59H165V58H164ZM252 59H253V58H252ZM259 59H260V58H259ZM8 60H10V59H8ZM84 60H85V59H84ZM156 60H157V59H156ZM156 60H155V61H156ZM158 60H157V61H158ZM230 60H231V59H230ZM242 60H243V59H242ZM247 60H248V59H247ZM250 60H251V59H250ZM44 61H45V60L43 59V62H44ZM121 61H123V60H121ZM240 61H241V60H240ZM258 61H259V60H258ZM261 61H262V62H261ZM43 62L40 61V63H43ZM66 62H67V61H66ZM92 62H93V61H92ZM159 62H160V64H159L158 62H157V63L159 64V67H160L161 64H162V60L159 61ZM180 62H181V61H180ZM183 62H185V60H184ZM197 62H198V59H197ZM201 62H202V61H201ZM228 62H229V61H228ZM234 62H235V60H234ZM259 62L262 63V65L264 64L263 59H261ZM259 62H257V65H259ZM119 63H120V62H119ZM144 63H145V62H144ZM185 63H186V62H185ZM199 63H200V62H199ZM253 63H254V62H253ZM145 64H146V63H145ZM179 64H180V63H179ZM235 64H236V63H235ZM4 65H5V64H4ZM30 65H31V66H30ZM43 65H44V64H43ZM121 65H122V64H120V67H121ZM127 65H129V64H127ZM141 65H142V64H141ZM154 65H155V64H154ZM236 65H237V64H236ZM5 66H6V65H5ZM130 66H131V64H130ZM260 66H261V64H260ZM107 67H108V66H107ZM123 67H124V66H123ZM154 67H155V66H154ZM157 67H158V65H157ZM157 67H155V69H156ZM159 67H158V68H159ZM229 67H230V66H229ZM109 68H110V67H109ZM125 68H126V67H125ZM152 68H153V67H152ZM152 68H151V69H152ZM187 68H188V67H187ZM237 68H238V67H237ZM237 68H236V69H237ZM258 68H259V66H258ZM263 68H264V67H263ZM263 68L260 67V71H261V72H262L261 69H263ZM119 69L121 70V68H119ZM119 69H116V70L118 71ZM137 69H138V68H137ZM168 69H169V68H168ZM197 69H198V68H197ZM23 70H24V69H23ZM109 70H110V69H108V71H109ZM113 70L115 71V69H113ZM147 70H148V69H147ZM149 70H150V69H149ZM152 70H153V69H152ZM164 70H165V69H164ZM105 71H106V73H105ZM105 71H104V72L102 71V72H100V74H99V73H98V74H99V75H101V73H102V74H103V73L107 74V70H105ZM117 71H116V72H117ZM136 71H137V70H136ZM241 71H242V70H241ZM248 71H249V70H248ZM257 71H258V69L256 70V72H257ZM260 71H259V72H260ZM263 71H264V69H263ZM20 72H21V71H20ZM118 72H119V71H118ZM133 72H134V71H133ZM166 72H167V71H166ZM261 72H260L259 74H262ZM108 73H109V72H108ZM130 73H131V72H130ZM134 73H135V72H134ZM134 73H133V74H134ZM164 73H165V72H164ZM229 73H230V72H229ZM254 73H255V72H254ZM96 74H97V73H96ZM110 74H111L110 77H113V75H112L113 72L111 73V70H110ZM116 74H117V73H116ZM236 74H237V73H236ZM259 74H258V75H259ZM121 75H122V74H121ZM241 75H242V74H241ZM243 75H245V74H243ZM251 75H252V74H251ZM251 75H250V76H251ZM258 75H256V77H257ZM263 75H264V72H263ZM103 76H106V75H102V77H103ZM107 76H108V75H107ZM107 76H106V77H103V78H107ZM117 76H119V74H117ZM122 76H123V75H122ZM122 76H120V77L123 79ZM127 76H128V75H127ZM151 76H152V75H151ZM99 77H100V76H99ZM99 77L97 76V79H101V77H100V78H99ZM114 77H115V76H114ZM114 77H113V78H114ZM120 77H119V78H120ZM201 77H202V76H201ZM234 77H235V76H234ZM259 77H261V75H260ZM108 78H109V76H108ZM108 78H107V79H108ZM115 78H116V77H115ZM115 78H114L113 80H116L118 77H117L116 79H115ZM137 78H138V76H136V77L134 76V77H130L128 80L137 79ZM243 78H244V77H243ZM257 78H258V77H257ZM261 78H264V77H261ZM84 79H85V78H84ZM97 79H96V80L94 79V80H95V81H98ZM107 79H105V80H107ZM111 79H112V78H111ZM33 80H34V79H33ZM33 80H32V81H33ZM89 80H90V79H89ZM94 80H92V81H94ZM101 80H102V81H105V80H103V79H101ZM126 80H127V79H126ZM145 80H146V79H145ZM149 80H150V79H149ZM149 80H148V81H149ZM259 80H260V79H259ZM9 81H10V80H9ZM117 81H118V79H117ZM117 81H114L115 83H113V81H112L111 83H113V84H111V85H108V84L106 83L107 86H106V84H105V86L103 85L102 87H99L98 84H97V88H98V89H96V88L94 87L95 90H89V88H87V91H86L85 89H83V88H84V87H83L82 89L85 90L84 92H81L79 95H78V94H77V95H75V94H69V96H68L69 98H68L67 100L63 98L64 96L62 95V94H63V93H62V94H60L59 96H57V98L54 100V102H53L52 104H50V105L44 107L43 109H40V110L35 111V112H31V113H29V114H27V115H22V116H20L18 119L15 120V122H14V127H13L12 131H10L9 133L4 134L3 136H0V146H4V145H6V144H10V142H11V138L14 137L15 135H17V136H15L14 138H17V137L19 136L18 133L20 134V132H22V134H23V133L25 132V130H27V129H30L29 131L31 132L32 128H34V127H40L41 125H43V124L45 125L47 122H49V121L52 120V119H57V118H59L60 116H63L62 113H63L66 109H68L69 107H71V106L73 105V103H75V101H78V100H80L81 98H85V97L92 96L93 94L95 95V94H96L97 92H99V91H104V92H105V90H106V92L110 91V90L107 91V89H108V88L110 89V87L113 86V85L116 86V82H117ZM119 81H120V80H119ZM262 81H264V79H263V80H262V79L260 80L261 83H262ZM90 82H91V81H90ZM90 82H88V83L90 84ZM100 82H101V81H100ZM100 82L98 81V83H100ZM108 82H109V81H108ZM144 82H145V81H144ZM185 82H186V81H185ZM248 82H249V80H248ZM0 83H1V82H0ZM81 83H82V82H80V84H81ZM95 83H97V82H95ZM146 83H147V80H146ZM251 83H252V82H251ZM263 83H264V82H263ZM263 83H262V86H264ZM76 84H77V83H76ZM84 84L87 85L86 81L84 82ZM84 84H83V85H84ZM89 84H88V85H89ZM100 84H101V83H100ZM102 84H104V83H102ZM102 84H101V85H102ZM117 84H118V83H117ZM182 84H183V83H182ZM184 84H185V83H184ZM237 84H238V86H236V89L241 90V89L239 88V86H240L239 84H241V86H243V84H242L241 82H240V83L237 82ZM237 84H235V85H237ZM253 84H254V83H253ZM256 84H257V83H256ZM258 84H260V83H258ZM78 85H79V84H78ZM88 85H87V86H88ZM91 85H92V84H90V86H91ZM94 85H95V84H94ZM94 85H93V86H94ZM118 85H119V84H118ZM143 85H144V84H143ZM146 85H147V84H146ZM235 85H234V87H235ZM246 85L250 86V85L247 84V83H246ZM46 86H47V85H46ZM72 86H73V85H72ZM87 86H86V87H87ZM95 86H96V85H95ZM115 86H114V87H115ZM241 86H240V87H241ZM49 87H50V86H49ZM77 87H78V86H76V89H77ZM88 87H89V86H88ZM114 87H112L111 90H114V89H113ZM116 87H118V86H116ZM116 87H115V88H116ZM181 87H182V86H181ZM184 87H185V86H184ZM187 87H188V85H187ZM189 87H190V86H189ZM237 87H238V88H237ZM253 87H254V85H253ZM260 87H261V86H260ZM260 87H259V85H258V88L256 87L255 89H258V90H259ZM0 88H1V87H0ZM12 88H13V87H12ZM50 88H51V87H50ZM69 88H71V86H70ZM79 88H80V87H79ZM145 88H148V87H145ZM158 88H159V87H158ZM161 88H162V87H161ZM213 88H214V87H213ZM241 88H242V87H241ZM249 88H250V87H249ZM80 89H81V88H80ZM91 89H93V88H91ZM117 89H118V88H116V90H117ZM119 89H120V88H119ZM242 89H245V88L243 87ZM247 89H248V88H247ZM260 89H261V88H260ZM0 90H1V89H0ZM3 90H6V89L4 88ZM3 90H2V91H3ZM73 90H74V89H73ZM116 90L112 91V93H113V92H116ZM187 90H188V89H187ZM187 90H186V91H187ZM210 90H211V89H210ZM215 90H216V89H215ZM252 90H254V89H252ZM258 90H256V91H258ZM68 91H69V90H68ZM77 91H78V90H77ZM122 91H123V90H122ZM151 91H152V90H151ZM160 91H162V90H159V92H160ZM241 91H242V90H241ZM241 91H240V93H241ZM259 91H261V90H259ZM259 91H258V92H259ZM7 92H8V90H7ZM10 92H11V91H10ZM12 92H13V91H12ZM75 92H76V91H75ZM75 92H73V93H75ZM78 92H79V91H78ZM104 92H103V93H104ZM117 92H118V90H117ZM119 92H121V91H119ZM244 92H246V91H244ZM258 92H257L256 95H259V94H260V95H262L261 97L263 98V94H262L263 91H261V93H260V92L258 93ZM0 93H1V95H0V97H1L2 94H5V91H4V93H3V92H0ZM112 93L110 92V94H112ZM160 93H161V92H160ZM190 93H191V92H190ZM246 93H248V92H246ZM246 93H245V95H246ZM113 94H114V93H113ZM158 94H159V93H157L156 95L158 96ZM183 94H184V93H183ZM188 94H189V93H188ZM241 94H242V93H241ZM64 95H65V94H64ZM94 95H93V96H94ZM99 95H101V94H99ZM103 95H104V94H103ZM107 95H108V93H107ZM151 95H152V94H151ZM163 95H164V94H163ZM237 95H239V93H238ZM260 95H259V96H256V97L259 98ZM3 96H4V95H3ZM3 96H2V97H3ZM6 96H9V97H10V96H12V95H11V94H9V95L6 94L4 97H6ZM93 96H92V97H93ZM95 96H97V94H96ZM105 96H106V95H104V97H105ZM149 96H150V95H149ZM160 96H161V95H159V97H160ZM240 96H241V95H239V97H240ZM9 97H8V98L6 97V99L4 98V99H5L4 102H3V100H2L3 98H0V100H2V102L4 103L5 106L10 102L9 100H10L11 98L9 99ZM97 97H99V96H97ZM97 97H95V98L98 99V100H100V97H101V98H104L102 95H101L99 98H97ZM107 97H109V95L106 96V99H105V102H104V103H107V106L109 105L108 107L111 106V108H113V105L109 104V103H110V102H109L110 100L113 101V99H110V100H109V98H111V97L113 98V96L110 95L109 98H107ZM117 97H118V95H117ZM150 97H151V96H150ZM152 97H153V96H152ZM184 97H185V96H184ZM239 97H238L237 99H239V101H240V99L244 98L245 96H243V94H242L241 98H239ZM249 97H250V96H249ZM249 97H248V98H249ZM251 97H252V95H251ZM261 97L259 98V102H260L261 100H263V102H264V98L262 99ZM13 98H14V97H13ZM13 98H12V99H13ZM93 98H94V97H93ZM95 98H94V101L92 100L93 103H96V102H97V100L95 101ZM155 98H157V97H155ZM160 98H161V97H160ZM160 98H158L159 101H161V100L163 99V98H162V99L160 100ZM194 98H195V97H194ZM194 98H193V99H194ZM216 98H217V97H216ZM7 99H8V100H7ZM12 99H11V100H12ZM16 99H17V98H16ZM122 99H123V98H122ZM122 99H121V101H122ZM158 99H157V100H158ZM183 99H184V98H183ZM218 99H219V98H218ZM251 99H252V98H251ZM106 100H108V102H106ZM116 100H118V99H115V97H114V101H113V102H114V103L116 102V104H117V101H116ZM153 100H154V98H153ZM157 100H156V101H157ZM184 100H185V99H184ZM212 100H213V99H212ZM247 100H248V99H247ZM257 100H258V99H257ZM257 100H255V101H257ZM7 101H9V102L7 103ZM18 101L22 103L21 100H18ZM156 101H155V102H156ZM159 101H158V102H159ZM167 101H168V100H167ZM167 101H166V102H167ZM169 101H170V100H169ZM185 101H186V100H185ZM249 101H250V100H249ZM2 102H0V105H1ZM5 102H6V103H5ZM13 102H14V99L12 100V104H13ZM15 102H16V101H15ZM78 102H79V101H78ZM99 102H100V101H99ZM99 102H97L96 104L98 105ZM158 102H157V104H158ZM161 102H162V101H161ZM233 102H234V101H233ZM237 102H238V101H237ZM240 102H241V101H240ZM245 102H246V101H245ZM245 102H244V103H245ZM257 102H258V101H257ZM257 102H256V103H257ZM259 102H258V103H259ZM263 102H262V104H261V102H260L259 104L257 103L258 106L261 104V106H259V107H260L259 109H261V107H263V106H262V105H264ZM3 103H2V105H3ZM16 103H18V102H16ZM23 103H24V102H23ZM104 103H102V104H104ZM119 103H121V102H119ZM164 103H165V102H164ZM185 103H187V102H185ZM10 104H11V102H10L7 106H9ZM12 104H11V105H12ZM19 104H20V103H19ZM91 104H92V103H91ZM96 104H95V107L97 106ZM102 104H99V105L102 106ZM122 104L124 105V103H122ZM159 104H160V103H159ZM167 104H168V103H167ZM167 104H164V105L167 106ZM177 104H178V103H177ZM251 104H252V102H251ZM11 105H10V106H11ZM16 105H17V104H16ZM89 105H90V104L85 105V106H89ZM92 105H93V108L95 109L94 104H92ZM105 105H106V104H105ZM105 105H103V106H105ZM117 105H118V104H117ZM123 105H122V107H124ZM187 105H188V104H187ZM217 105H218V104H217ZM241 105H242V104H241ZM17 106H19V105H17ZM20 106H22V105L20 104ZM79 106H80V105H79ZM79 106H78V107H79ZM85 106H84V107H85ZM90 106H91V105H90ZM101 106H100V107H101ZM173 106H174V105H173ZM181 106H182V104H181ZM188 106H189V105H188ZM210 106H211V105H210ZM244 106H245V105H244ZM254 106H255V105H254ZM254 106H253V107H254ZM258 106H256V107H258ZM1 107H2V106H1ZM100 107H99V109H100ZM105 107H106V106H105ZM114 107H116V105H115ZM117 107H118L119 110H120L119 105H118ZM157 107L160 108V105H159V106L157 105ZM182 107H183V106H182ZM203 107H204V106H203ZM241 107H242V106H241ZM241 107H240V108H241ZM250 107H251V106H250ZM17 108H18V107H17ZM21 108H22V107H21ZM97 108H98V106H97ZM97 108H96V109H97ZM125 108H126V107H125ZM155 108H156V107H155ZM161 108H162V106H161ZM163 108H164V106H163ZM183 108L186 109L185 106H184ZM194 108H195V107H194ZM204 108H205V107H204ZM248 108H249V106H248ZM0 109H3V107L0 108ZM4 109H5V108H4ZM7 109H8V108H7ZM9 109H10V108H9ZM79 109H80V108H79ZM84 109H85V108H84ZM91 109H92V106H91ZM96 109H95V110H96ZM106 109H107V108H106ZM113 109H114V108H113ZM113 109H111V110H113ZM115 109H117V108H115ZM115 109L113 110V113L116 115V113H118L119 111L115 113L114 111H117V110H115ZM168 109H169V108H168ZM174 109H175V108H174ZM181 109H182V108H181ZM190 109H192V108H190ZM228 109H229V108H228ZM242 109H243V108H242ZM262 109H264V107H263ZM21 110H22V109L19 108L18 111H21ZM82 110H83V109H82ZM85 110H88V108L85 109ZM108 110H109V109H108ZM160 110H161V109H160ZM164 110H166V109H164ZM182 110H183V109H182ZM188 110H189V109H188ZM192 110H193V109H192ZM250 110H251V109H250ZM255 110H256V112H257V108H256ZM16 111H17V110H16ZM76 111H77V110H76ZM96 111H97V110H96ZM120 111H121V110H120ZM158 111H159V110H158ZM168 111H169V110H168ZM168 111H166V112H168ZM204 111H205V109H204ZM223 111H224V110H223ZM1 112H2V111H1ZM6 112H7V111H6ZM160 112L163 113L164 111H163V112L160 111ZM174 112H175V111H174ZM179 112H181V111H179ZM185 112H187V110H186ZM206 112H208V111H206ZM214 112H215V110H214ZM243 112H244V111H243ZM248 112H249V111H248ZM83 113L85 114V112H83ZM119 113H120V112H119ZM119 113H118L117 115H119ZM164 113H165V112H164ZM164 113H163V114H164ZM172 113H173V112H170L171 115H172ZM183 113H184V112H183ZM257 113H258V112H257ZM1 114L3 115V112H2ZM5 114H7V113H5ZM61 114H62V115H61ZM163 114H162V115H163ZM214 114H215V113H214ZM249 114H251V113H249ZM260 114H261V113H258V116H259ZM262 114H263V113H262ZM262 114H261V117H262ZM85 115H86V114H85ZM115 115H114V116H115ZM158 115H159V114H158ZM165 115H166V114H165ZM165 115H164V116H165ZM173 115H174V114H173ZM173 115H172V117H174ZM175 115H176V114H175ZM180 115H181V113H180ZM201 115H202V114H201ZM207 115H208V114H207ZM246 115H247V114H246ZM253 115H255V114H253ZM5 116H6V115H5ZM77 116H78V115H77ZM80 116H81V114H80ZM80 116H78V117H80ZM82 116L84 117L83 114H82ZM120 116H121V115H119V117L116 118V119L121 118ZM128 116H129V115H128ZM164 116H162V117H164ZM184 116H185V115H184ZM190 116H191V115H190ZM205 116H206V115H205ZM211 116H213V115H211ZM178 117H179V116H178ZM192 117H193V116H192ZM248 117H249V116H248ZM263 117H264V116H263ZM263 117H262V118H263ZM0 118H2V117H0ZM75 118H76V117H75ZM80 118H81V117H80ZM80 118H79V119H80ZM176 118H177V117H175V119H176ZM199 118H200V117H199ZM202 118H204V116H203ZM205 118L207 119V116H206ZM208 118H209V117H208ZM218 118H219V116H218ZM255 118H257V117H255ZM258 118H259V120L261 119L260 117H258ZM258 118H257V119H258ZM77 119H78V118H76V121H77ZM86 119H87V118H86ZM89 119H90V118H89ZM121 119H122V118H121ZM220 119H221V118H220ZM229 119H230V118H229ZM80 120H82V119H80ZM163 120H164V119H163ZM168 120H170V116H169ZM168 120H167V122H170V121H168ZM177 120H178V119H176V121H175V120H174V121L171 120V121L177 123ZM194 120H195V119H194ZM197 120H198V119H197ZM201 120L203 121L204 119H201ZM210 120H211V119H210ZM210 120H209V122H207V120H205V121H206V123H211ZM217 120H218V119H217ZM243 120H244V119H243ZM243 120H242L241 122H243ZM76 121H75V122H76ZM121 121H122V120H121ZM121 121L118 120V125L121 124V123H119V122H121ZM213 121H216V120L213 119ZM218 121H219V120H218ZM221 121H222V120H221ZM223 121H224V120H223ZM245 121H246V119H245ZM245 121H244V122H245ZM256 121H257V120H256ZM256 121H254V124H256V123H255ZM263 121H264V118H263ZM263 121H262V122H263ZM73 122H74V121H73ZM86 122H87V120H86ZM167 122H165V123L168 125ZM197 122H198V121H197ZM225 122L227 123V121H225ZM258 122H259V121H257V123H258ZM82 123H84V122H82ZM193 123H194V122H193ZM193 123H192V124H193ZM201 123H202V122H201ZM213 123H214V122H213ZM215 123H217V122H215ZM222 123H223V122H222ZM222 123L220 122V125H221ZM226 123H224V124H226ZM247 123H248V122H247ZM249 123H250V122H249ZM252 123H253V121H252ZM252 123H251V126H252V127H255V126H256V127L258 128L257 125H254V126H253ZM259 123H261V120H260ZM76 124H77V123H76ZM125 124H126V123H125ZM171 124H172V123H170V125H171ZM197 124L200 125L199 122H198ZM203 124H204V123H203ZM224 124H223V125H224ZM262 124H263V123H262ZM262 124H260V125L262 126ZM78 125H79V124H78ZM78 125H76V126H78ZM84 125H85V124H84ZM139 125H140V124H139ZM167 125H165V126L167 127ZM173 125H175V124L173 123L172 126H173ZM176 125H177V124H176ZM195 125H196V124H195ZM198 125H197V127H198ZM210 125H211V124H210ZM210 125H209L208 127H206L207 125L204 124V127H205V128H210ZM227 125H229V124H226V126H227ZM76 126H75V127H76ZM122 126H123V125H122ZM126 126H127V125H126ZM182 126H183V125H182ZM201 126H202V125H200L199 131H200L201 128H202ZM213 126H214V124L212 125V127H213ZM226 126H225V128H224V126H223V128L226 129V128H227ZM232 126H233V125H232ZM242 126H243V124H242ZM248 126L251 128V126H250L249 124H247V128H246V129H248ZM69 127H70V126H69ZM71 127H73V128L75 129L74 126H71ZM71 127H70V128H71ZM80 127H83V124L81 125V121H80ZM80 127H79V128H80ZM84 127H85V126H84ZM84 127H83V128H80L81 131L84 129ZM86 127H87V126H86ZM128 127H129V126H128ZM168 127H169V126H168ZM168 127H167V128H168ZM170 127H171V126H170ZM173 127H174V126H173ZM173 127H172V128H173ZM175 127H176V126H175ZM175 127H174V128H175ZM177 127H179V126H177ZM204 127H203V129H204ZM216 127H219V124H218L217 126H215V128H216ZM229 127H231V126H229ZM244 127H245V126H244ZM47 128H48V127H47ZM79 128H77V129L79 130ZM179 128H180V127H179ZM215 128H214V129H215ZM219 128H220V127H219ZM219 128H217V129H219ZM241 128H242V127H241ZM257 128H256V129H257ZM263 128H264V126H263ZM71 129H72V128H71ZM74 129H73V130H74ZM85 129H86V128H85ZM85 129H84L82 132L85 133ZM123 129H124V128H123ZM168 129H169V128H168ZM221 129H222V128H221ZM224 129H223V130H224ZM228 129L230 130V129H232V128H228ZM251 129H252V128H251ZM46 130H47V129H46ZM48 130H49V129H48ZM134 130H135V129H134ZM189 130H190V129H189ZM195 130H196V133H197V132H198V133L201 132V131H200V132L197 131V129H195ZM206 130L209 131L208 129H206ZM210 130H212V129H210ZM219 130H220V129H219ZM219 130H218V131H219ZM223 130H222V131H223ZM237 130H238V129H237ZM244 130H245V128H244ZM254 130H255V129H254ZM260 130H261V129H260ZM29 131L27 130L26 133L29 132ZM49 131H50V130H49ZM76 131H77V130H76ZM81 131H79V135H80V132H81ZM121 131H122V127H121ZM139 131H144V130H142V129L140 130V129H139ZM174 131H175V130H174ZM187 131H188V130H187ZM202 131H205V130H202ZM207 131H206V132H207ZM212 131L215 132L214 130H212ZM216 131H217V130H216ZM218 131H217V132H218ZM224 131H225V130H224ZM232 131H233V130H232ZM232 131H230V133H232ZM241 131H242V130H241ZM247 131H249V129H248V130H245V132H247ZM251 131H253V129H252ZM34 132H35V131H34ZM122 132H123V131H122ZM124 132H125V130H124ZM168 132H172V133H173V131H172L171 129H170ZM168 132H167V134H168ZM185 132H186V131H185ZM206 132H205V133H206ZM209 132H210V131H209ZM209 132L206 133V134L211 135V134L213 133V132H210L211 134H209ZM220 132H221V130H220ZM226 132H228L227 129H226ZM255 132H256V131H255ZM255 132H254V133H255ZM26 133H24V134L26 135ZM31 133H32V134H30V133L28 134V133H27V135H30V137L28 136L30 139L33 138V136H32V138H31V135H34V134H33V130H32ZM36 133H37V132H35V134H36ZM46 133H47V131H46ZM84 133H83V135H84ZM126 133H127V132H126ZM150 133H151V132H150ZM181 133H182V132H181ZM183 133H184V132H183ZM222 133H224V132H222ZM222 133H221V134H222ZM230 133H229V134H230ZM243 133H244V132H243ZM258 133H259V132H258ZM260 133H262V132H260ZM260 133H259V134H260ZM7 134H8V135H7ZM22 134H21V135H22ZM24 134H23V135H24ZM47 134H48V133H47ZM51 134H53V132H51ZM87 134H89L88 131L85 133L84 137H85ZM132 134H134V133H132ZM138 134H139V133H138ZM140 134H141V133H140ZM142 134H143V133H142ZM148 134H149V133H148ZM148 134H147V138L150 136V135L148 136ZM163 134H164V133H163ZM169 134H170V133H169ZM177 134L179 135L180 133L177 132ZM177 134H176V135H177ZM201 134H203V133H201ZM226 134H227V133H226ZM246 134H247V133H246ZM246 134H245V135H246ZM251 134H252V133H251ZM259 134H257V135H259ZM262 134H263V133H262ZM5 135H6V136H5ZM21 135H20V136H21ZM49 135H50V134H49ZM134 135H135V134H134ZM136 135H137V134H136ZM174 135H175V134H174ZM174 135H173V136H174ZM182 135H183V134H182ZM182 135H181V136H182ZM186 135H187V134H186ZM199 135H200V134H199ZM208 135H205V136H208ZM216 135H217V133H216ZM216 135H214V136H216ZM224 135H225V134H224ZM224 135H222V136H224ZM232 135H233V134H232ZM254 135H255V134H254ZM257 135H256V137H257ZM46 136H47V139H46V140H47V142H49V141H48V135H46ZM127 136H128V135H127ZM129 136H130V138L132 137L131 134H130ZM144 136H145V135H144ZM167 136H168V135H167ZM181 136H180V137H181ZM184 136H185V135H184ZM203 136H204V134L202 135V137H203ZM217 136H218V135H217ZM227 136H228V135H227ZM227 136H224V137H227ZM246 136H247V135H246ZM249 136H250V135H249ZM21 137L23 138L24 136H21ZM35 137H37V136H34L35 141H33L34 139H32V141L36 143V141H38V140H36ZM50 137H51V136H50ZM75 137H76V136H75ZM78 137L84 138V137L82 136V134H81V136H78ZM88 137H89V136H88ZM133 137H134V136H133ZM138 137H139V135H138ZM170 137H171V136H170ZM177 137H178V136H177ZM209 137H210V136H209ZM211 137H212V136H211ZM211 137H210V139H212ZM231 137H232V136H231ZM253 137H254V136H252V138H253ZM260 137H261V136H260ZM260 137H257V138H260ZM22 138H20V139H22ZM26 138H27V137H26ZM81 138H80V139H81ZM85 138H87V136H86ZM85 138H84V139H85ZM135 138H136V137H135ZM135 138H133V139H135ZM140 138H141V137H140ZM144 138H145V137H144ZM147 138H146L145 140H148V143H150L151 140H152L154 137H153V138L150 137V139H147ZM172 138H173V137H172ZM174 138H176V137H174ZM178 138H179V137H178ZM178 138H176L177 141H176L175 139H173V140H172V143H177L176 145L174 144L175 148H176V147H177V148L179 147V148L181 149V148L183 147V144H184V143L181 141L182 139L179 141ZM184 138H186V137H184ZM215 138H217V137H215ZM262 138H264V136H263ZM18 139H19V137H18ZM20 139H19V140H20ZM27 139H28V138H27ZM37 139H39V138H37ZM90 139H91V138H90ZM168 139H169V138H168ZM189 139H190V138H189ZM195 139H197V138H195ZM195 139L193 138V140H195ZM204 139H205V138H204ZM219 139H220V137H219ZM226 139H227V138H226ZM228 139H230V138H228ZM228 139H227V140H228ZM248 139H249V138H248ZM14 140H15V139H14ZM14 140H13V138H12V141H14ZM16 140H17V139H16ZM23 140H24V138H23ZM49 140H50V139H49ZM82 140H83V139H82ZM140 140H142V139H140ZM145 140H144V141H145ZM149 140H150V141H149ZM197 140H198V139H197ZM230 140H232V138H231ZM253 140H254V139H253ZM17 141H18V140H17ZM17 141H16V143H20V142H22V143L24 142V143H25V142H26V141H21V140H20L19 142H17ZM30 141H31V140H30ZM32 141L30 142V143H31V146H32ZM39 141H40V139H39ZM39 141H38V142H39ZM53 141H55V140H53ZM80 141H81V140H80ZM85 141H87V139H85ZM124 141H125V140H124ZM191 141H192V140H191ZM204 141H205V140H204ZM217 141H218V140H217ZM249 141H250V140H248V143H249ZM251 141H252V140H251ZM255 141H256V139H255ZM260 141H261V139L258 140V142H260ZM14 142H15V141H14ZM38 142H37V143H38ZM47 142H45V143H47ZM67 142H69V140H68ZM87 142H88V141H87ZM127 142H130V141L126 140V143H127ZM184 142H185V141H184ZM202 142H203V141H201V142H196V141H195V142H192L191 144H194V145H197V146H208V145H210V144H208V143H205V142L202 143ZM206 142H209V141L207 140ZM213 142H214V138H213ZM223 142H224V144L226 145L225 140H224ZM223 142H221V144H223ZM229 142L231 143V141H229ZM239 142H241V141H239ZM12 143H13V142H12ZM16 143H15V144H16ZM22 143H20L21 145H19V144H18V145H19V146H22V145H23ZM57 143H59V142H57ZM82 143H83V141H82ZM139 143H140V142H139ZM168 143H169V142H168ZM172 143H170V144H172ZM210 143H211V142H210ZM215 143L217 144V142H215ZM215 143H213V144H215ZM230 143H229V144L227 143V145H230ZM233 143H234V142H233ZM248 143H245V144H248ZM15 144H12V146H14ZM38 144H40V146H41V145L44 146V149H45L44 152H45V151H48V150L51 149V148H50V149L47 150V149H46L47 145H43V144L41 143V141H40ZM38 144H36V145H37V147L39 148L40 146H38ZM50 144H51V143H50ZM84 144H87V143L85 142ZM119 144H120V143H119ZM127 144H128V143H127ZM127 144H126V145H127ZM144 144H146V146H147V142H146V143L144 142ZM144 144H143V146L145 147ZM154 144H155V143H153V145H154ZM156 144H157V142H156ZM216 144H215V145H216ZM218 144H219V143H218ZM245 144H244V145H245ZM249 144H251V143H249ZM257 144H258V143H257ZM24 145H25V144H24ZM27 145H29V144H27ZM27 145H25V146L27 147ZM33 145L35 146L34 143H33ZM48 145H49V144H48ZM57 145H58V144H57ZM59 145H60V144H59ZM88 145H89V144H88ZM88 145H86V146H84V147H89ZM117 145H118V144H117ZM130 145H131V144L128 145L129 148L131 147ZM141 145H142V144H140V146H141ZM181 145H182V147H180ZM188 145H189V144H188ZM225 145H223V146H225ZM227 145L225 146V149H226V148L228 149ZM244 145H243V147H244ZM251 145H252V144H251ZM251 145H250V146H251ZM10 146H11V145H10ZM12 146H11V147H12ZM15 146H16V145H15ZM15 146H14V147H15ZM19 146L17 147V149L19 148ZM25 146H23V147H25ZM34 146H33V148H32L29 152H31V151L34 150L33 154L35 155V154L39 153L40 151H39V150H36L37 148L34 147ZM42 146H41L40 148H42ZM45 146H46V147H45ZM53 146H56V145L54 144ZM115 146H116V145H115ZM132 146H133V145H132ZM143 146H141V147L143 148ZM149 146H150V145H149ZM149 146H148V147H149ZM156 146H157L159 149H163V148L165 149L166 146H167V144L165 143V140H164V142H163V140H160ZM184 146H185V144H184ZM216 146H217V145H216ZM216 146H215V147H216ZM221 146H222V145H221ZM223 146H222V147H223ZM245 146H246V145H245ZM255 146H256V145H255V143H254V147H255ZM258 146H259V147H258ZM258 146H257V148H258L260 151H261V150L263 151V150H264V140L261 141L260 144H259ZM7 147H8V146H7ZM11 147H10V148H11ZM26 147H25V148H26ZM51 147H52V145H51ZM84 147H82V148H84ZM109 147H110V146H109ZM141 147L130 148V150H127V149H128V148H127L126 150H124V151L122 152V154H119V155H111V153H110V154H103V153L100 154V153H97V154H95V155H91V153H90L91 156H88V157L85 158L83 161L79 162L78 164H77L76 161H78L79 158H77V160L75 161L76 163H73V164L71 163V165L69 164V166H66V167H68V168L65 167L66 170L64 169V170H60V171H58L57 174H55L56 176L54 175V173L52 174V176H49V175H48L50 178H52L53 175H54L55 178H54V179H50V178L47 179L48 182L45 180L46 183H43V184H45V185H43L42 188H41L42 185L40 186V185H39V182H38V185H39V187H40L41 189H39V190H37V191L35 192V194H34L32 200L30 201V203H28V205H25V204H27V203H24V204H23L22 202H20V203H22V207L20 208L19 206H21V205L17 206V205H18V202L16 203V204H17V205H16V206H17L16 209L18 210V208H19V212H18L17 214L19 215V213H20V215L22 216V218L25 219V220H21V223H22V221H27V222H28L29 220H26V218L29 219V218H30L29 215L35 213L36 211H37V214H38L39 212H42V210H44L45 208L47 209V207H48L49 209H50L51 207H52V208H55L56 205L54 206L53 204H55L56 202H57V203H59V202H61V201L63 202V200H65V199H64V198H65L64 196H66V194L64 193V194H65V195H64V194L62 193V192H64V191H62V190H65V189H66L67 191H70L69 193L71 194V193L73 192L74 189L71 188V190H69L70 187H71V186L73 187L74 185H75V187H73V188H76V186H78V185H81V186H82L83 184H79V183H82L83 178H84V181H85V182H86V181L88 182V181H89V179H88L89 176L92 175V174H95L96 172H97V174H99V170L102 171V172H104V171H105V168H108V166H109V167L111 168V170H112V168H114L115 166H117L118 163H119V165H120V162H122V161H124V160H129L131 157H134V156L136 157L137 155L139 156V155L142 153V150H143ZM172 147H173V146H172ZM185 147H186V146H185ZM185 147H184V148H185ZM209 147H211V146H209ZM212 147H213V149H214V145H212ZM217 147H218V146H217ZM219 147H220V146H219ZM219 147H218V148H219ZM241 147H242V146H241ZM254 147H253V148H254ZM15 148H16V147H15ZM40 148H39V149H40ZM47 148H49V147H47ZM169 148H170V147L166 148L165 150L163 149V150H164L163 152H161V151L159 150L160 153L158 154V156H161V157H162V160L157 158L156 162H161V163H162L163 160H168V161L170 160V163H168V164H171V160H172V161H173V160H176V161H177V160H179V159L182 158V157H180V155H179V156H177V155H175V156H170V155H173V153H175V152L169 150ZM223 148H224V147H223ZM245 148H246V147H245ZM247 148H250L249 145H248ZM251 148H252V146H251ZM255 148H256V147H255ZM5 149H6V148H5ZM17 149H16V150H17ZM19 149H21V148H19ZM23 149H24V148H23ZM29 149H30V148H29ZM52 149H53V148H52ZM85 149H86V148H85ZM121 149H122V147H121ZM221 149H222V148H221ZM227 149H226V150H227ZM242 149H243V148H242ZM258 149H257L256 151H258ZM35 150H36L37 152H35ZM83 150H84V149H83ZM86 150H87V149H86ZM92 150H93V149H92ZM111 150H112V149H111ZM146 150H147V148H146ZM146 150H145V151H146ZM148 150H149V149H148ZM154 150H155V149H154ZM168 150H169V151H168ZM181 150H183V149H181ZM181 150H180V151H181ZM186 150H187V149H186ZM205 150H206V149H205ZM208 150H209V149H208ZM214 150H216V149H214ZM214 150H212V151H214ZM226 150H223V151H226ZM243 150H244V149H243ZM8 151H10V150H8ZM19 151H20V150H19ZM38 151H39V152H38ZM42 151H43V148H42ZM42 151H41V152H42ZM90 151H91V150H90ZM90 151H89V148H88V152H90ZM114 151H115V150H114ZM116 151H117V150H116ZM116 151H115V152H116ZM174 151H175V150H174ZM197 151H198V150H197ZM221 151H222V150H221ZM253 151H254V150H253ZM44 152L41 154V156H42V155H45ZM50 152H53V151H50ZM55 152H56V151H55ZM120 152H121V151H120ZM143 152H144V151H143ZM150 152H151V151H150ZM178 152H179V151H178ZM182 152H183V151H182ZM182 152H180V153H182ZM203 152H204V151H203ZM218 152H220V149L218 150ZM242 152H243V151H242ZM248 152H249V151H248ZM11 153H12V152H11ZM15 153H16V152H15ZM17 153H18V152H17ZM31 153H32V152H31ZM117 153H118V152H117ZM208 153H209V152H208ZM208 153H206V155H207ZM258 153H259V152H258ZM260 153H261V152H260ZM23 154H24V153H23ZM39 154H40V153H39ZM46 154H47V153H46ZM50 154H51V153H50ZM50 154L48 153V154H47V157H46V156H45V157L48 158V156H49V158H53V156H52V157H50V156L53 155L54 152H53V154H51V155H50ZM115 154H116V153H115ZM142 154H143V153H142ZM147 154H148V152H147ZM178 154H179V153H178ZM183 154H185V153H183ZM183 154H181V155H183ZM200 154H201V153H200ZM210 154H211V151H210L209 155H207V156H210ZM217 154H218V153H217ZM222 154H224V153H222ZM222 154H221V155H222ZM17 155H18V154H17ZM28 155H29V157H30V153H28ZM31 155H32V154H31ZM34 155H33V156H34ZM85 155H88V154H85ZM144 155H145V154H144ZM153 155H154V154H153ZM156 155H157V154H156ZM203 155H204V154H203ZM203 155L201 156V158L203 157ZM212 155H214V154H212ZM212 155H211V156H212ZM218 155H219V154H218ZM225 155H226V153H225ZM225 155H223V156H225ZM253 155H255V154H253ZM256 155H257V154H256ZM18 156L20 157V155H18ZM140 156H141V155H140ZM140 156H139V157H140ZM164 156H167V157L165 158ZM168 156H170V157H168ZM176 156H177V157H176ZM199 156H200V155H199ZM216 156H217V155H215L214 157H216ZM219 156H220V155H219ZM250 156H251V154H250ZM23 157H24V155H23ZM23 157H22V158H23ZM26 157H27V156H26ZM26 157H24L25 159L23 158L24 161L22 160V161H23L22 163H24V162L26 161V162L29 163V165H30L31 163L28 162V159H26ZM29 157H28V158H29ZM42 157H43V156H42ZM139 157H138V158H139ZM156 157H157V156H156ZM217 157H218V156H217ZM225 157H226V156H225ZM36 158H37V157H36ZM43 158H44V157H43ZM43 158H42V159H43ZM59 158H60V157H59ZM148 158H149V157H148ZM148 158H147V159H148ZM163 158H164V159H163ZM186 158H187V156H186ZM186 158H185V159H186ZM205 158H206V156H205ZM20 159H21V158H20ZM20 159H19V160H20ZM39 159H41V158L38 157V161H39ZM117 159L120 160V161L117 162V164H116V161H118ZM132 159H133V158H132ZM144 159H145V156H141L140 159L137 160V161H138V163H139V162H143ZM154 159H155V158H153V160H154ZM208 159H209V157H208ZM212 159H213V157H212ZM216 159H217V158H216ZM218 159H219V158H218ZM34 160H36V159H33V161H34ZM47 160H48V159H47ZM148 160H149V159H148ZM196 160H197V159H196ZM200 160H201V159H200ZM253 160H254V159H253ZM20 161H21V160H20ZM20 161H19V162H20ZM30 161H32V159H30ZM33 161H32V162H33ZM40 161H41V160H40ZM40 161H39V162H40ZM49 161H51V160L49 159ZM49 161H48V162H49ZM68 161H69V160H68ZM70 161H71V160H70ZM70 161H69V162H70ZM108 161H112V163H110V162H108ZM132 161H134V160H132ZM186 161H187V160H186ZM201 161H202V160H201ZM26 162H25L24 164H26ZM36 162H37V161H36ZM39 162L35 163V161H34V163H35L34 166H36V165H38V167H39V166H40V167L43 166V165L38 164ZM44 162H47V161L43 159V161L41 162V164H47V165H48V163H44ZM56 162H57V161H56ZM152 162H153V161H152ZM154 162H155V160H154ZM165 162H166V161H165ZM197 162H198V161H197ZM199 162H200V161H199ZM206 162H207V160H205V163L203 162L204 164H203L202 166H206V165H205ZM214 162H215V161H214ZM17 163H18V162H17ZM122 163H123V162H122ZM161 163H159V164H161ZM175 163H176V162H175ZM179 163H180V162H179ZM200 163H201V162H200ZM207 163H208V162H207ZM254 163H255V162H254ZM260 163H261V162H260ZM20 164H21V163H20ZM55 164H57V163H54L53 166H56ZM64 164H65V163H64ZM130 164H131V162H130ZM135 164H136V163H135ZM142 164H145V163H142ZM156 164H157V163H156ZM172 164H174V163H172ZM177 164H178V163H177ZM181 164H182V163H181ZM192 164H193V163H192ZM201 164H202V163H201ZM257 164H258V163H257ZM22 165H23V164H22ZM57 165H58V164H57ZM62 165H63V164H62ZM67 165H68V164H67ZM125 165H126V164H125ZM145 165H146V164H145ZM149 165H150V164H149ZM178 165H179V164H178ZM26 166L28 167V165H26ZM26 166H24V168H25ZM48 166H49V165H48ZM123 166H124V164H123ZM134 166H135V165H134ZM153 166L155 167V164L152 163V167H153ZM158 166H160V165H158ZM158 166H157L156 170H157L158 168L161 167V166H160V167H158ZM163 166H164V163H163ZM176 166H177V165H175V167H176ZM179 166H180V165H179ZM182 166H183V165H182ZM185 166H186V165H185ZM192 166H194V165H192ZM257 166H258V165H257ZM19 167H20V168H23V167H21V166H19ZM27 167H26V168H27ZM29 167H30L31 170H32V169H33V168H32V167H33V164H32L31 166H29ZM38 167H37V168H38ZM43 167H46V165H44ZM120 167L122 168V165H121ZM127 167H128V166H127ZM164 167H165V166H164ZM164 167L161 168V169H164ZM166 167H167V163H166ZM168 167H169V166H168ZM173 167H174V166H173ZM177 167H178V166H177ZM183 167H184V166H183ZM198 167H199V166H198ZM208 167H209V166H208ZM26 168H25V169H26ZM30 168H29V170H30ZM41 168H42V167H41ZM55 168H56V167H55ZM57 168H58V167H57ZM61 168H62V167H61ZM61 168H60V169H61ZM139 168L141 169V167H139ZM139 168H136V169L139 170ZM171 168H172V167H171ZM171 168L169 167V169H171ZM178 168H180V167H178ZM258 168H259V167H258ZM7 169H8V168H7ZM58 169H59V168H58ZM118 169H119V168H118ZM118 169L116 170V173H117ZM125 169H127V168H125ZM130 169H131V168H130ZM154 169H155V168H154ZM165 169L167 170L168 168H165ZM169 169H168V170H169ZM176 169H177V168H176ZM187 169H189V168H187ZM203 169H205V167H204ZM207 169H208V168H207ZM21 170L24 171V169H21ZM26 170H27V169H26ZM35 170H36V169H35ZM39 170H40V168H39ZM56 170H57V169H56ZM103 170H104V171H103ZM108 170H109V168H108ZM172 170H173V169H172ZM14 171H15V170H14ZM40 171H41V170H40ZM121 171H123V170H121ZM169 171H171V170H169ZM19 172H20V170H19ZM25 172H26V171H25ZM33 172H34V170H33ZM54 172H56V171L54 170ZM102 172H100L101 175H102ZM130 172H131V171H130ZM141 172H142V171H141ZM149 172H150V171H149ZM162 172H164V170L161 171V173H162ZM171 172H176V171L174 170V171H171ZM179 172H180V171H178V173H171V174L168 173L169 175L167 174V175H168L167 178L163 176V177L166 178L167 180H162V179H161V181H160V182L158 181V183H156V184H148V183H145V181H144V182L142 181L144 184H143V183H142V185L140 184V185H141V186H140V189H141L140 191H142L143 193L145 192L144 194L148 193L149 195L151 194V195L153 196V193H157V192H159L163 187L165 188V186H166V187H167V186H177V185H179L178 181H182V180L184 179L186 182H183V184H180V185H181L180 187L182 188V186H183V187L186 188L187 186H191V185H193L194 183L196 184V182H197V180H198L199 178H201V177L204 176V175H207L206 171L202 172V171H198V169H197V171L186 170L185 172H182V173H179ZM258 172H259V171H258ZM16 173H17V172H16ZM37 173H39V172H37ZM121 173H123V172H121ZM134 173H135V172H134ZM147 173H148V172H147ZM147 173L145 172L144 174L146 175ZM166 173H167V172H166ZM262 173H263V172H262ZM262 173L260 174V176H261L260 179L262 178V175H263ZM14 174H15V173H13V175H14ZM20 174H21V173H20ZM20 174H17V175H20ZM26 174H27V173H26ZM26 174H24V176H23V173H22V176L25 178ZM34 174H35V173H34ZM104 174H105V173H104ZM109 174H110V173H109ZM114 174H115V173H114ZM127 174H129V173H127ZM137 174H139V173L137 172ZM137 174H135V175L137 176ZM148 174H149V173H148ZM112 175H113V174H112ZM122 175H124V174H122ZM129 175H130V176H129ZM129 175H127V176L125 175L126 177H125V176H122V177H124V178L121 177L122 180L119 178V177H120V176H119L118 178L120 179V180H119L120 182H119L118 184L115 183V188H116V185H119V186H120V183L123 184V182H125V180L132 179L131 177H132L133 174H132V175L129 174ZM135 175H134V176H135ZM155 175H157V174H155ZM43 176H45V175H42V176H40V177H43ZM98 176H99V175H97V177H98ZM117 176H118V175H117ZM160 176H161V175H160ZM257 176L259 177V174H257ZM20 177H21V176H20ZM46 177H47V175L45 176V178H46ZM85 177H86L88 180H87V179L85 180ZM92 177H93V176H92ZM103 177H104V176H103ZM103 177H102V179H103ZM111 177H112V176H111ZM114 177H116V176H114ZM128 177H130V178H128ZM138 177H139V179H140V178H143L142 176L140 177V175H139ZM150 177H152V176H150ZM212 177H213V176H212ZM99 178H101V176H99L98 179H96V177H95L96 180H95L94 178L91 180V177H90V180H91V181H94V180H95L94 182L96 183L97 180H98L97 182H99ZM104 178H105V177H104ZM109 178H110V177H109ZM125 178H126V179H125ZM127 178H128V179H127ZM144 178H145V176H144ZM161 178H162V176H161ZM123 179H124V180H123ZM134 179H135V178H134ZM148 179H149V177H148ZM206 179H207V178H206ZM260 179H259V180H260ZM262 179H263V178H262ZM262 179H261V181H262ZM43 180H44V179H43ZM100 180H101V179H100ZM142 180H143V179H142ZM144 180H145V179H144ZM158 180H159V178H158ZM252 180H253V179H252ZM256 180H258V179H256ZM256 180H253V183H254V184L252 183L253 185L250 184L249 182H248V183H247L246 181H245V182L247 183L246 186H247V185H249V186L252 185V186H253V190H252V188H251L252 186L250 187V188H251L250 190H252V191H254V192H255V190H257V191L259 192V190H261V188H260V189H257V188L254 189V188L256 187L255 185L257 184V183L255 184V182H254V181H256ZM259 180H258V183L260 182ZM21 181L24 182V180H21ZM32 181H33V180H32ZM32 181H31V182H32ZM34 181H35V180H34ZM34 181H33V182H34ZM45 181H43V182H45ZM121 181H122V182H121ZM129 181H131V180H129ZM132 181H133V180H132ZM149 181H150V180H149ZM232 181H235V180H230V183H231ZM23 182H20V183H22V185H23ZM31 182H29V184H30ZM87 182H86V184H87ZM89 182H90V181H89ZM94 182L91 183V186H93L92 184H94ZM113 182H114V180H113ZM137 182H138V181H137ZM140 182H141V180H140ZM150 182H151V181H150ZM153 182H155V181H153ZM214 182H215V180H214ZM228 182H229V181H228ZM236 182L239 183L238 180H237ZM251 182H252V181H251ZM24 183H25V182H24ZM103 183H104V182H103ZM126 183H127V182H126ZM205 183H207V181H205ZM208 183H209V182H208ZM208 183H207V184H208ZM211 183H212V182H211ZM233 183H234V182H233ZM25 184H26V183H25ZM25 184H24V185H25ZM29 184H28V185H29ZM33 184H34V183H33ZM33 184H32L31 186H33ZM35 184H36V183H35ZM40 184H41V181H40ZM77 184H78V185H77ZM84 184H85V183H84ZM96 184H97V183H96ZM111 184H113V183H111ZM130 184H131V186L133 185V183H130ZM138 184H139V182H138ZM198 184H199V183H197V186H196V187H193V188H194V189H192L193 191H195V188L198 190V187L200 186V185L198 186ZM201 184H202V183H201ZM225 184H229V183H225ZM260 184H262V183H260ZM263 184H264V183H263ZM20 185H21V184H20ZM87 185H88V187H89V184H87ZM87 185H84V187H85V186L87 187ZM208 185L210 186V184H208ZM208 185H207V186H208ZM211 185H212V184H211ZM233 185L235 186V188H237L236 191L238 192V187H239V186H236L235 184H233ZM233 185L231 184V186H229V188L234 187ZM237 185H238V184H237ZM240 185H241V184H240ZM242 185H245V184L243 183ZM81 186H80V188H81ZM102 186H103V184H102ZM104 186H105V185H104ZM119 186H117V187L119 188ZM133 186H135V184H134ZM136 186H137V183H136ZM209 186H208V187H209ZM212 186H214V183H213ZM223 186H224V185H223ZM223 186H222V187H223ZM246 186L244 187V189L246 188ZM249 186H248V187H249ZM257 186L260 187L259 185H257ZM19 187H20V186H19ZM22 187H24V186H22ZM26 187H27V186H26ZM26 187H25V188H26ZM36 187H37V185H36ZM111 187H112V186H111ZM113 187H114V184H113ZM127 187H128V186H127ZM202 187H203V185H202L200 188L202 189ZM204 187H205V186H204ZM227 187H228V186H227ZM25 188H24V189H25ZM68 188H69V189H68ZM78 188H79V187H78ZM82 188H83V186H82ZM90 188H91V187H90ZM129 188H130V187H129ZM172 188H173V187H172ZM172 188H171V189H172ZM185 188H184L185 192L188 191V190H186ZM187 188H189V187H187ZM225 188H226V186H224V188H220V189L223 190V189H225ZM235 188L233 189V191L235 190ZM240 188H241V187H240ZM20 189H22V188H20ZM24 189H23V190H24ZM33 189H34V188H33ZM85 189H86V188H85ZM85 189L83 188V190H85ZM112 189H114V188H112ZM126 189H127V188H126ZM182 189H183V188H182ZM204 189H205V188H204ZM206 189H207V190L209 189V191H210V190L212 189V187H211V188L209 187V188H206ZM23 190H22V191H23ZM66 190H65V192H66ZM76 190H77V188H76ZM80 190H81V189H80ZM80 190H78V193L80 192ZM95 190H97V189H95ZM95 190H94V191H95ZM105 190H107V188H106ZM105 190H97L94 194H92V195H90V196L87 197V199H89V198L92 199V198H93V199L89 202V204H88V208L85 209V210H87V212H88V211L91 212V214H90V213L87 214V215H89V218L92 217V214H93L92 212H93V211H94V213H97L98 217H100L99 215H101V212H102V211H104V213H106V212L108 211V210H107L108 208L111 209L113 206L116 205L115 203L118 202V199L121 200L119 197L116 196V194H115V195H114V194H111V191H105ZM123 190H124V189H123ZM138 190H139V189H138ZM165 190H166V189H165ZM165 190H164V191H165ZM167 190H169V189H167ZM215 190H216V189H215ZM227 190H228V188H227ZM230 190H231V189H229L228 191L230 192ZM248 190H249V189H248ZM248 190L246 189L247 192H248ZM19 191H21V190H19ZM22 191L20 192L21 194H22ZM24 191H25V190H24ZM28 191H29V189H28ZM60 191H61V193H59ZM71 191H72V192H71ZM89 191H90V190H89ZM91 191H92V190H91ZM162 191H163V190H161V192H162ZM181 191H182V190H181ZM205 191H206V190H205ZM211 191H212V190H211ZM213 191H214V190H213ZM213 191H212V192H213ZM220 191H221V190H220ZM223 191H224V193H223ZM223 191H222V193L224 194V197H226V196H227V194L225 193L226 190H223ZM228 191H227V192H228ZM233 191L231 190V193H229V195H231ZM236 191L233 192V195H235ZM239 191H240V189H239ZM241 191H242V190H241ZM246 191H245V192H246ZM252 191H249L250 193L248 192V193H249V194H248V198H249V200H250V199H251V200L253 199V196H252L251 198L249 197V195L251 194ZM257 191L255 192L256 195L253 194L254 196H257V194H258ZM263 191H264V187H263ZM263 191L260 193V195H261V194H264ZM76 192H77V191H76ZM76 192H75V193H76ZM81 192H83V191L81 190ZM87 192H88V191H87ZM133 192H134V190H133ZM167 192H168V191H167ZM167 192H165V193H167ZM182 192H183V191H182ZM189 192H190V191H189ZM189 192H187V193H189ZM191 192H192V191H191ZM191 192H190V194H191ZM200 192H201V191H200ZM17 193H18V192H17ZM25 193H26V192H25ZM69 193L67 192V194H69ZM75 193H74V192L72 193V197H74L73 194H75ZM83 193H84V192H83ZM122 193H123V192H122ZM130 193H131V192H130ZM130 193H129V194H130ZM140 193H141V192H139L138 195H140V196L142 195L141 197H142V199H144V198H143V195H144V194H143V193L140 194ZM165 193L163 192V194H164V195H163V198L165 197ZM180 193H181V192H180ZM196 193H197V192H196ZM202 193H203V192H202ZM202 193H201V195H202ZM217 193H218V192L214 191V195H215V196L219 195V194H217ZM219 193L221 194V196H223L221 192H219ZM238 193H239V192H238ZM240 193H241V192H240ZM252 193H253V192H252ZM58 194H59V195L62 194V197H63V198L60 197L61 195L58 196ZM79 194H81V193H79ZM88 194H89V193H88ZM90 194H91V193H90ZM119 194H120V192H119ZM119 194H118V195H119ZM160 194H161V193H160ZM167 194H168V193H167ZM169 194H170V193H169ZM175 194H176V193H175ZM175 194H174V195H175ZM183 194H184L183 196L187 195V194L184 193V192H183ZM190 194H189V195H190ZM207 194H210V193H207ZM225 194H226V196H225ZM243 194H246V193L243 192ZM18 195H19V194H18ZM23 195H24V194H22L21 197H22ZM63 195H64V196H63ZM83 195H85V194H83ZM83 195H82V196H83ZM86 195H87V194H86ZM86 195H85V196H86ZM125 195H126V194H125ZM127 195H128V194H127ZM174 195H173V196H174ZM177 195H178V197H179V193H178ZM180 195L182 196V193H181ZM192 195H194L193 198L196 196L195 194H193V192H192ZM198 195H199V194H198ZM204 195H206V194H204ZM204 195H202L203 198H205ZM210 195H211L210 197H212V194H210ZM251 195H252V194H251ZM251 195H250V196H251ZM57 196L60 197V198L63 199V200H61V199L59 198V202H58L57 200H55V199L57 198ZM128 196H129V195H128ZM166 196H167V195H166ZM181 196H180V198H181ZM183 196H182V197H183ZM208 196H209V195H208ZM208 196H207V197H208ZM221 196H220V197H221ZM241 196H242V194H241ZM241 196H240V197L238 196V197H239L238 199L241 198V200H239V201L241 202V201L244 199L243 201H244V203H246L245 201L248 200V199H247V195H245L246 198H244V197H245L244 195H243L242 197H241ZM21 197H20V198H21ZM23 197L25 198V197H27V196L24 195ZM29 197H30V196H29ZM67 197H68V196H67ZM67 197H66V198H67ZM69 197H71V195H69ZM72 197L69 198V199L73 200ZM121 197L124 198L125 196H124V197L121 196ZM148 197H149V196H148ZM148 197H147V198H148ZM150 197H151V196H150ZM187 197L189 198V199H187V203H189V206H190V207L192 206L191 203H194L195 201L197 202V200H193L192 198H190V196H187ZM191 197H192V196H191ZM217 197H218V196H217ZM220 197H218L219 199H216L215 201L218 202L217 200H219L220 203H221L222 200H221ZM224 197H222V198H223V199H229V198H231V196H230V197L228 196V197H226V198H224ZM233 197H234V196H233ZM233 197H232V198H233ZM236 197H237V195H236ZM259 197H260V196L258 195L257 197H254V198H257V199H258ZM24 198H22V199H24ZM54 198H55V199H54ZM80 198H81V197H80ZM161 198H162V197H161ZM176 198H177V196H176ZM180 198H179V199H180ZM196 198H197V197H196ZM196 198H195V199H196ZM213 198H214V197H213ZM232 198H231V200H232ZM260 198H262V197H260ZM260 198H259V199H260ZM53 199H54V200H53ZM67 199H68V198H67ZM142 199H141L140 201H142ZM184 199L186 200V196L184 197ZM191 199H192V201H194V202H188V200L191 201ZM209 199H210V198H209ZM209 199H208V200H209ZM211 199H212V198H211ZM211 199H210V202L212 201ZM238 199H237V200H238ZM245 199H246V200H245ZM259 199H258V201H259ZM263 199H264V198H263ZM25 200H27V198H26ZM52 200H53L55 203L52 204ZM145 200H146V197H145ZM145 200H143V202H144ZM149 200H150V199H149ZM162 200H163V199H162ZM162 200H161V202H162ZM177 200H178V199H177ZM177 200H176V201H177ZM205 200H206V199H205ZM213 200H214V199H213ZM237 200H236V201H237ZM249 200H248V203H249ZM251 200H250V201H251ZM18 201H19V200H18ZM22 201H23V200H22ZM150 201H151V200H150ZM154 201H155V200H154ZM156 201H157V200H156ZM163 201H164V200H163ZM180 201L183 202V199L181 198ZM200 201H201V200H200ZM23 202H24V201H23ZM25 202H26V201H25ZM28 202H29V201H28ZM50 202H51V204H52L51 207H49V206H50V205H49ZM77 202H78V201H77ZM77 202H76V204H77ZM86 202H87V201H86ZM138 202H139V201H138ZM201 202H202V201H201ZM201 202H200V204H201ZM204 202H205V201L203 200V203H204ZM216 202H213V203H216ZM240 202H239V204H240ZM261 202H262V201L260 200V203H261ZM14 203H15V202H14ZM64 203H65V202H64ZM66 203H68V202H66ZM153 203H154V202L151 201V204H152V205H156L157 202H156L155 204H153ZM162 203H163V202H162ZM175 203H176V202H175ZM183 203H185V202H183ZM183 203H181V205H182ZM207 203L209 204V201H208ZM220 203H219V204H220ZM229 203H230V202H229ZM244 203H243V204H244ZM46 204H48V206H46ZM60 204H61V203H60ZM68 204H69V203H68ZM148 204H149V202H148ZM159 204H160V205H163V204H161V203H159ZM159 204H158V205H159ZM165 204H166V202H165ZM185 204H186V203H185ZM196 204L198 205V203H196ZM216 204H217V203H216ZM216 204H215V205H216ZM243 204H240V206H243ZM9 205H11V204H9ZM14 205H15V204H14ZM58 205H59V204H58ZM58 205L56 206L57 208H58ZM80 205H81V204H80ZM82 205H83V204H82ZM86 205H87V204H86ZM149 205H150V204H149ZM158 205H157L156 207L159 208L160 205H159V206H158ZM167 205H168V203H167ZM171 205H172V202H171ZM171 205H170V206H171ZM177 205H178V204H175V206H177ZM181 205L179 204V206H181ZM211 205H212V202H211ZM221 205H222V204H221ZM246 205H248V204H246ZM252 205H253V204H252ZM45 206H46V207H45ZM61 206H62V205H61ZM73 206H75V204H73ZM119 206H120V204H119ZM150 206H151V205H150ZM164 206H166V205H164ZM170 206H169V208L171 209ZM179 206H178V207H179ZM184 206H185V205H184ZM201 206H203V204H202ZM12 207H13V206H12ZM42 207H45V208L42 209ZM63 207H64V206H63ZM78 207H79V206H75L74 208L71 207V208H73V209H72L70 212H68L67 214L62 215L61 217L56 218V217H52V216H51L53 219L51 218V219H49V220H47V221L45 220L43 223H41V224H36V225L33 226L32 228L22 229V228L25 227L24 224L22 223L23 226H24V227L21 226V227H22V228H21L22 232L25 231L26 233H29V235L26 237V239H25L24 241H22V242L19 241V243H18V242H16V241H18V239L15 240V239L18 237L17 232H16V234H14L15 231H14V233L11 232V233L13 234V237H14V235H16V237H14V241L16 242V246H15V247H13V246L11 245V244L14 242V241H13V242L11 243V240H10V238H11L10 236H12V234L9 233V234H11V235H9V234H5V233H4V234L7 235V236L9 235V238H6V241H7V239H9L10 243H8V244H10V246L13 247V249H12V247H10V248H11L10 250H13V251H12L13 253H14L15 251H17V252H18L17 254H19V253H27L28 255H29V254H33V253H34V254H37V253H35V252L38 251L39 254L41 255V250L43 249L44 246H46L47 244H49V243H51V242H53V241H58V240H60V239H63V238L65 237V235L67 234V232H68L71 228H73L74 225L72 226L71 224H74V221H73L74 219H73L72 217H70V216L73 214L74 209H76V208H78ZM140 207H141V206H140ZM156 207L151 206V210H152V209H155ZM173 207H174V206H172V208H173ZM181 207H182V206H181ZM186 207H188V204H187ZM195 207H196V206H195ZM198 207H200V206H198ZM198 207H197V208H198ZM213 207H214V206H213ZM235 207H237L236 209H239V206H235ZM1 208H2V206H1ZM6 208H7V207H6ZM9 208H10V207H9ZM14 208H15V207H14ZM14 208H13V209H14ZM40 208H41V209H40ZM52 208L50 209V211H52ZM114 208H115V207H114ZM129 208H131V206H130ZM149 208H150V207H149ZM149 208H148V210H149ZM161 208H162V207H161ZM174 208H176V207H174ZM174 208L171 209V210H173V211H174V210H175V211L178 210L177 208H176V209H174ZM192 208H193V207H192ZM197 208H196V209H197ZM244 208H246V207H244ZM251 208H252V207H251ZM3 209H4V208H2V210H3ZM39 209H40L41 211H39ZM59 209H60V208H59ZM67 209H68V208H67ZM156 209H157V208H156ZM156 209H155V210H156ZM159 209H160V208H159ZM163 209H164V208H162V213H163V212H164V213H165V212H166V213L169 212L168 210H167V211H165V210L163 211ZM187 209H190V208L188 207ZM196 209H195V212L198 211V210H196ZM200 209H201V207H200ZM206 209H207V208H206ZM255 209H256V208H255ZM10 210H12V209H10ZM47 210H48V209H47ZM55 210H57V209L55 208ZM68 210H69V209H68ZM92 210H93V211H92ZM106 210H107V211H106ZM113 210H114V209H113ZM128 210H129V209H128ZM141 210H142V209H141ZM146 210H147V209H146ZM146 210H145V211H146ZM151 210H149V211H151ZM155 210H154V211H155ZM171 210H170V211H171ZM180 210H182V208L178 210V214H177V211H176V216H177V215H178V216L181 215V219L179 218V220H182V216H184V214H183V215L180 214V213H179ZM192 210H193V209H192ZM204 210H205V208H204ZM223 210H224V209H223ZM233 210H234V209H233ZM241 210H242V209H241ZM3 211H4V210H3ZM3 211H2V212H3ZM12 211H13V210H12ZM14 211H16V210H14ZM14 211H13V212H14ZM38 211H39V212H38ZM45 211H46V210H45ZM53 211H54V209H53ZM53 211H52V212H53ZM58 211H59V210H58ZM61 211H62V210H61ZM130 211H131V210H130ZM154 211H151V212H154ZM156 211H157V210H156ZM156 211H155V212H156ZM158 211H160V210H158ZM158 211H157V212H158ZM175 211H174V212H175ZM187 211H190V212H191V213H189L190 215L193 213V212L191 211V209H190V210H187ZM187 211H184V213L187 212ZM0 212H1V211H0ZM8 212H9V211H8ZM46 212H48V214H49V211H46ZM139 212H141V211H139ZM151 212L148 213V211H147V214H150V215H152V216L147 215L146 217L149 216V217H152V218H153V213H151ZM160 212H161V211H160ZM174 212H169V213L172 214V213H174ZM180 212L182 213V211H180ZM200 212H201V211H200ZM232 212H233V211H232ZM251 212H252V211H251ZM6 213H7V212H6ZM14 213L16 214V212H14ZM54 213H55V211H54ZM58 213H59V212H58ZM84 213H85V212H84ZM102 213H103V212H102ZM104 213H103V215H104ZM110 213H111V212L109 211V214H110ZM112 213H113V212H112ZM112 213H111V214H112ZM115 213H116V212H115ZM142 213H144V212H142ZM162 213H161V214H162ZM198 213H199V212H196V214H198ZM224 213H225V212H224ZM44 214H45V212L43 213V215H44ZM52 214H53V213H52ZM60 214H61V213H60ZM145 214H146V213H145ZM145 214H143V215H145ZM155 214H156V213H155ZM155 214H154V215H155ZM161 214H160V215H161ZM185 214H186V213H185ZM194 214H195V213H194ZM204 214H205V213H204ZM20 215H19V216H20ZM38 215H39V214H38ZM40 215H41V213H40ZM40 215L37 216V217H40ZM93 215H94V214H93ZM95 215H96V214H95ZM95 215H94L93 217H96ZM103 215H101V216H102V219L105 220V219H106V218H105V217H106V214H105V217H104ZM114 215H115V214H114ZM117 215H118V214H117ZM132 215H133V214H132ZM143 215H142V216H143ZM162 215H164V214H162ZM162 215H161V217H163ZM250 215H251V214H250ZM13 216H14V215H13ZM21 216H20V218H21ZM23 216H24V217H23ZM27 216H28L29 218H28ZM31 216H32V217H31L32 219L30 218V221H32L33 218H34L33 215H31ZM48 216H49V215H48ZM54 216H55V215H54ZM90 216H91V217H90ZM109 216H110V215H109ZM109 216H108V217H109ZM156 216H158V214H157ZM156 216H154V218H155ZM174 216H175V215H174ZM176 216H175V217H176ZM186 216H187V215H186ZM196 216H198V215H196ZM200 216H201V215H199V217H200ZM239 216H240V215H239ZM15 217H16V215H15ZM17 217H18V216H17ZM103 217H104V218H103ZM143 217H144V216H143ZM169 217H170V216H169ZM192 217H193V216H192ZM205 217H206V216H205ZM207 217H208V216H207ZM11 218H12V217H11ZM22 218H21V219H22ZM49 218H50V217H49ZM70 218L73 219V220H72L73 223L71 222V220H69ZM89 218H88V220H86V221L91 225V221H92V219H91L90 222H89ZM96 218H97V217H96ZM96 218L93 219V220H96ZM100 218H101V217H100ZM100 218H97L96 221H98V220L101 221ZM109 218H110V217H109ZM154 218H153V219H154ZM156 218H157V217H156ZM170 218H171V217H170ZM176 218H177V217H176ZM208 218H209V217H208ZM234 218H235V217H234ZM238 218H239V217H238ZM240 218L242 219V217H240ZM4 219H5V218H4ZM14 219H15V218H14ZM18 219H19V217H18ZM41 219H42V217H41ZM43 219H44V218H43ZM43 219H42V220H43ZM46 219H48V218H46ZM77 219H78V218H77ZM79 219H80V218H79ZM86 219H87V217H86ZM110 219H111V218H110ZM110 219H109V222H108V219H107V222H106V221H102V225H103V224L106 225V224L108 223V224H109V229H110V232H111V229L113 230V227H112V225L110 224V222H111ZM132 219H133V218H132ZM134 219H135V218H134ZM144 219H145V218H144ZM146 219H148V218H146ZM146 219H145V220H146ZM150 219H151V218H149V220H150ZM159 219H160V216H159V218H158L157 221H160ZM210 219H211V218H210ZM226 219H227V217H226ZM34 220H35V219H34ZM83 220H84V218H83ZM111 220L113 221V219H111ZM114 220H115V219H114ZM125 220H126V219H125ZM151 220H152V219H151ZM154 220L156 221V219H154ZM184 220H185V219H184ZM187 220H189V219H187ZM196 220H198V219H195V216H194V221H196ZM200 220H201V217H200ZM205 220H206V219H204V221H203L204 223H205ZM223 220H224V219H223ZM228 220H229V219H228ZM255 220H256V219H255ZM5 221H6V220H5ZM8 221H9V220H8ZM12 221H18V220L15 219V220H12ZM19 221H20V219H19ZM121 221H122V220H121ZM140 221L143 222L144 220H140ZM152 221H153V220H152ZM152 221H150V223H149L148 221H147V222H148V224H149L151 227H154V226H152V225L154 224L155 221H154V222H152ZM175 221H178V220H175ZM182 221H183V220H182ZM185 221H186V220H185ZM185 221H184V223H185ZM192 221H193V219H192ZM194 221H193V222H194ZM237 221H238V220H237ZM256 221H257V220H256ZM1 222H2V221H1ZM9 222H10V221H9ZM40 222H41V221H40ZM84 222H85V221H84ZM133 222H134V221H133ZM135 222H136V221H135ZM151 222L153 223L152 225H151ZM190 222H191V221H190ZM198 222H199V221H198ZM206 222H207V220H206ZM230 222H231V220H230ZM230 222H229V223H230ZM259 222H261V221H259ZM2 223H3V222H2ZM7 223H8V222H7ZM7 223H6V224H7ZM24 223H25V225H26V222H24ZM29 223H31V222H29ZM80 223L83 224V221H82V222L80 221ZM88 223H87V224H88ZM93 223H94V222H93ZM97 223H98V222H97ZM100 223H101V222H100ZM111 223H112V222H111ZM178 223H179V222H178ZM178 223H177V225H178ZM182 223H183V222H182ZM195 223H196V222H195ZM195 223H193V224L191 223V224H190V225H191V229H192V226H193V225L195 226ZM199 223H200V222H199ZM204 223H203V224H204ZM227 223H228V222H227ZM232 223H234V222L232 221ZM232 223H230V224H232ZM235 223H236V221H235ZM235 223H234L233 227L235 226ZM9 224L12 225V222H10ZM9 224H8V225H9ZM14 224H15V222H14ZM14 224H13L12 226L10 225L9 228L13 227ZM27 224H28V223H27ZM32 224H33V221H32ZM32 224H31V225H32ZM108 224H107V225H108ZM144 224H145V223H144ZM156 224L159 225L160 223H156ZM156 224H155V225H156ZM172 224H173V223H172ZM186 224H187V222L185 223V225H186ZM188 224H189V223H188ZM188 224H187V225H188ZM205 224H206V223H205ZM223 224H224V223H223ZM236 224H237V225L240 224V225L238 226V228L241 226V228H239V229H241V233H242V232H243L242 229L244 228L245 221H243V219H242V221H240V222L238 221V223H236ZM16 225H19V223H18V224H15V226H16ZM20 225H21V224H20ZM20 225H19V226H20ZM28 225H29V224H28ZM28 225H27V226H28ZM75 225H76V224H75ZM77 225L79 226V223H78ZM77 225H76V229H77ZM85 225H86V224H85ZM100 225H101V224H100ZM105 225H103V226H105ZM110 225H111L112 228H110ZM114 225H115V224H114ZM139 225H140V224H139ZM175 225H176V224H175ZM175 225H174V226H175ZM177 225H176V226H177ZM180 225H181V223H180ZM180 225H179V230H180V227H181ZM183 225H184V224H182V226H183ZM199 225H200V224L197 223V226H199ZM237 225H236V226H237ZM258 225H260V224H258ZM3 226H6V227H4V228H6V229H7V227H8V226L5 225V224H4ZM15 226H14V227H15ZM80 226L83 227L84 224H83V225H80ZM80 226H79V228H78V231H81L80 229H81L82 227L80 228ZM86 226L88 227V225H86ZM103 226H102V227H103ZM120 226H121V225H120ZM159 226H160V225H159ZM194 226H193V227H194ZM200 226H201V225H200ZM200 226H199V227H200ZM203 226H204V225H203ZM203 226H201L202 229L204 228ZM205 226H206V225H205ZM224 226H225V225H224ZM226 226H227V225H226ZM0 227H2V226H0ZM14 227H13V228H14ZM84 227H85V226H84ZM91 227H92V226H91ZM91 227H90V228H91ZM102 227H101V229H102ZM106 227H107V226H106ZM145 227H146V226H144V228H145ZM147 227H148V226H147ZM155 227L157 228V226H155ZM183 227H184V226H183ZM183 227H181V228H183ZM186 227H187V226H186ZM188 227H189V226H188ZM199 227H198V228H199ZM230 227H231V226H230ZM230 227L228 226L227 228H230ZM256 227H257V226H256ZM258 227H259V226H258ZM260 227H263V226L260 225ZM4 228H0V230H1V229H4ZM16 228H17V230L19 229L17 226H16ZM85 228H86V227H85ZM88 228H89V227H88ZM88 228H87V229H88ZM114 228H119V227H116V226H115ZM136 228H137V227H136ZM142 228H143V225H142ZM159 228L161 229V227H158V229L155 230V231H158V230H159L158 233L160 232V229H159ZM173 228H174V227H173ZM176 228H177V227H176ZM184 228H185V227H184ZM184 228H183V229H184ZM189 228H190V227H189ZM201 228H199V230H201ZM223 228H224V227H223ZM234 228H235V227H234ZM74 229H75V227H74ZM83 229H84V228H83ZM98 229H99V228H98ZM101 229H100V230H101ZM106 229H107V228H106ZM139 229H140V227H139ZM154 229H155V228H154ZM154 229H153V230H154ZM191 229H190V230H191ZM196 229H197V227L195 226V230H196ZM230 229H231V228H230ZM257 229H259V231H260V229H262V228H257ZM4 230H5V229H4ZM10 230H13V229H10ZM10 230H5V232L7 231V233H8V232H10ZM21 230H18L19 235L22 233V232L20 233ZM31 230H34L35 232H31ZM84 230H86V229H84ZM84 230H82V232H83ZM88 230H89V229H88ZM115 230H116V229H114L113 231L115 232ZM119 230H120V229H119ZM133 230H134V227H133ZM140 230H141V229H140ZM143 230H144V229H143ZM146 230H147V228H146ZM150 230H152V228H151ZM153 230L151 231L152 233H153ZM181 230H182V229H181ZM185 230H186V229H185ZM185 230H184V232H185ZM188 230H189V229H188ZM192 230H193V229H192ZM192 230L190 231L191 234H192ZM224 230H225V229H224ZM232 230L234 231L235 229H231V231H232ZM243 230H244V229H243ZM263 230H264V227H263ZM78 231H77V232H78ZM94 231H97V230H94ZM94 231H93V232H94ZM113 231H112V232H113ZM137 231H138V230H137ZM137 231H135V232H137ZM147 231H149V230H147ZM172 231H175V230H172ZM176 231H178V229H176ZM182 231H183V230H182ZM196 231H197V230H196ZM196 231H193V233L195 234ZM226 231H227V230H226ZM237 231H238V230H237ZM2 232H4V231H2ZM2 232H1V233H2ZM25 232H24V233H25ZM73 232H74V230H73ZM75 232H76V230H75ZM82 232H81V233H82ZM84 232H85V231H84ZM87 232L90 233L91 231H87ZM108 232H109V231H108ZM114 232H113V233H114ZM117 232H118V229H117ZM142 232H144V231H142ZM161 232H162V231H161ZM161 232H160V233H161ZM187 232H188V231H187ZM255 232L258 233V230H257V231L255 230ZM255 232H254V233H255ZM1 233H0V235H1ZM24 233H22V234H24ZM85 233H86V232H85ZM85 233H83V234H85ZM91 233H92V232H91ZM97 233H98V232H97ZM97 233H96V234H97ZM102 233H103V230H102ZM105 233H106V232H105ZM113 233H112V234H113ZM119 233L121 234V232H119ZM140 233H141V232H140ZM145 233H146V232H144V234H145ZM148 233H149V232H147V234H146L147 236L145 235V237H146V239L149 237V240H151L150 236H148ZM155 233H156V232H155ZM158 233H157V235H159ZM177 233H179V232H177ZM181 233L183 234V232H181ZM197 233H199V232L197 231ZM197 233H196V234H197ZM257 233H256V234H257ZM78 234H79V232H78ZM92 234H93V233H92ZM107 234H108V233H107ZM116 234H118V233H116ZM116 234H113V235L117 237L118 235H116ZM120 234H119V236H120ZM123 234H124V233H123ZM136 234H137V233H136ZM136 234H133V235H136ZM149 234H151V233H149ZM153 234H154V233H153ZM179 234H180V233H179ZM185 234H186V233H185ZM188 234H189V233H187V235H188ZM204 234H205V233H204ZM228 234L230 235V233H228ZM228 234H227V236H228ZM232 234H233V232H232ZM232 234H231V235H232ZM239 234H240V232H239ZM239 234L237 233V235H239ZM261 234H264V231H263V233H261ZM2 235H3V233H2ZM2 235L0 236V237H1L0 243H1V241H2ZM5 235H4V237H3V240H5V239H4V238L6 237ZM79 235L81 236L82 234H79ZM85 235L87 236V234H85ZM85 235H82V237H85ZM88 235H90V234H88ZM94 235H95V233H94ZM94 235H93V236H94ZM105 235H106V234H105ZM138 235H139V232H138ZM231 235H230L229 238H231ZM237 235H235V236H237ZM25 236H26V235H25ZM96 236H97V235H96ZM96 236H94L95 239H96V238L98 239V237H96ZM100 236H101V235H99V237H100ZM140 236H141V238H143V239H140V238H139V239L145 241V243H144V242H143V243L146 245V247L148 246L146 249H149V245H150V250H149V251L147 250L148 252H146V250L144 249L145 247H143V246H145V245H143V246L141 245V247H143L144 250H143L142 248H140V249H142L143 251H145V253L150 254V253L152 252V251H151V244H152V243L148 245V244L146 243L147 241L145 240V238H144L142 235H140ZM151 236H152V240H155V239H156V238L154 239L155 236L153 237L152 234H151ZM161 236H162V234H161ZM182 236H183V235H182ZM188 236H190V238L195 237L194 235H193V237H192L191 235H188ZM196 236H197V235H196ZM199 236H200V235L198 234L197 239L199 238ZM221 236H222V235H221ZM241 236H242V234H241ZM241 236H238V237L240 238ZM257 236L259 237L258 234H257ZM20 237H21V236H20ZM91 237H92V236H91ZM91 237L88 236L87 239H88V238H91ZM110 237H111V236H110ZM112 237H113V236H112ZM122 237H123V236H121V238H122ZM136 237H137V236H136ZM184 237H186V236H184ZM255 237H256V236H255ZM92 238H93V237H92ZM100 238H101V237H100ZM100 238H99V239H100ZM107 238H108V237H107ZM107 238H106V239H107ZM117 238H118V237H117ZM129 238H130V237H129ZM158 238H159V236H158ZM162 238H164V237H162ZM162 238H160V239H162ZM178 238H179V237H178ZM180 238H181V236H180ZM187 238L189 239V237H187ZM217 238H218V237H217ZM235 238H236V237H235ZM241 238H242V237H241ZM241 238H240V239H241ZM263 238H264V235L262 236V239H263ZM19 239H20V238H19ZM111 239H112V238H111ZM111 239H110V240H111ZM115 239H116V238H115ZM118 239H120V238H118ZM137 239H138V238H137ZM160 239H159V240L156 239V240H158V241H156L157 244H154L155 246L157 245V248H159V246L161 247V245L158 246V243H162V241L159 242ZM182 239H183V238H182ZM194 239H195V238H193V240H194ZM197 239H196L195 241H197ZM223 239H224V237H223ZM223 239H222V240H223ZM225 239H226V238H225ZM225 239H224V240H225ZM227 239H228V237H227ZM250 239H251V238H250ZM256 239H258V240H257V243H258V241L261 239V237L256 238ZM256 239H254V240L256 241ZM262 239H261V240H262ZM12 240H13V239H12ZM140 240H138V241H139V242H142V241H140ZM147 240H148V239H147ZM149 240H148V241H149ZM152 240H151L150 242H152ZM162 240L165 241L164 239H162ZM228 240H229V239H228ZM235 240H236V239H235ZM242 240H243V238H242ZM261 240H260V241H261ZM75 241H76V238H75ZM75 241H73V242H75ZM83 241H84V240H83ZM94 241H96V243L90 241V243H94V246H95V244H100V243H101V242H99L98 240H94ZM103 241H104V240H103ZM106 241H107V240H106ZM112 241H113V243L115 244V246H112V247L117 248L118 251L121 253V255H122V254H123V255H130V254H129V249H128V247L130 248V246H129L128 244L126 245L125 243H123V242H119V240H114V239H113ZM174 241H175V240H174ZM195 241H194V242H195ZM217 241H218V240H217ZM262 241H264V239H263ZM15 242H14V243H15ZM88 242H89V241H88ZM97 242H98V243H97ZM150 242H148V243H150ZM177 242H180V243H181L182 240H181V241L179 240V241H177ZM220 242H221V241H220ZM238 242H239V240H238ZM3 243H7V242L3 241ZM3 243H2V244H3ZM62 243H63V242H62ZM68 243H69V242H68ZM79 243H80V242H79ZM164 243H166V242H163L162 245H165ZM167 243H168V242H167ZM182 243H183V242H182ZM190 243H191V241H190ZM218 243H219V242H218ZM253 243H254V242H253ZM2 244H0V246H3L1 249H2L3 253H5L6 250H9V249H6V248H8V247H7L8 245H7V244H3V245H2ZM64 244H65V243H64ZM64 244H63V245H64ZM103 244H104V243H103ZM174 244H175V243H174ZM177 244H178V243H177ZM177 244H175V245H177ZM184 244H185V243H184ZM204 244H205V243H204ZM222 244H223V242H222ZM249 244H250V243H249ZM260 244H261V243H260ZM5 245H7V246H6V248H5L6 250L4 251L3 248H4ZM58 245H59V244H58ZM110 245H111V244H110ZM112 245H113V244H112ZM154 245H153V246H154ZM187 245H189V244H187ZM187 245H186L185 247H187ZM65 246H66V245H65ZM98 246H99V245H98ZM100 246H101V245H100ZM104 246H106V245H104ZM153 246H152V247H153ZM178 246H180V245H178ZM182 246H184V245H182ZM56 247H57V246H56ZM68 247H69V246H68ZM96 247H97V246H96ZM96 247H95L94 249H97V248H98V247H97V248H96ZM102 247H103V245H102ZM109 247H110V246H109ZM166 247H167V246H166ZM185 247H183L182 249H184ZM206 247H207V246H206ZM224 247H225V246H224ZM244 247H245V246H244ZM247 247H248V246H247ZM44 248H45V247H44ZM105 248H106V247H105ZM153 248L155 249V247H153ZM169 248H171V247H169ZM169 248H168V249H169ZM208 248H209V247H208ZM47 249H49V248H47ZM53 249H54V248H51V250H53ZM59 249L62 250V251L65 250V248H64V250H63V248H62V249L59 248ZM59 249H58V248H55V250H54L55 253L53 252L54 255L57 253L56 251L59 250ZM100 249H101V248H100ZM106 249H107V248H106ZM106 249H104V251H105ZM112 249H113V248H112ZM137 249H138V248H137ZM154 249H153V250H154ZM168 249L166 248V250H165V249L163 248V246H162V249H161L162 251H161L160 249H159V250H160L161 252H163V251L166 252ZM44 250H46V248H45ZM60 250H59V251H60ZM66 250H68V248H67ZM66 250H65L64 252H66ZM101 250H103V249H101ZM101 250H100V251L98 250V251L101 252ZM108 250H109V248H108L107 251H105V253L103 254V256L105 255V256H104V259H100L99 257H97L98 255H97V256H96V255H92V256H91V255H88V256H85L84 259H86V262H88V264H89V263H90V264H122V261H125L124 258H122V257H120V258H114V257H113V254H114V256H115V253H111V252H110V251H111V248H110V251H108ZM169 250H171V249H169ZM174 250H175V249H173V252H172V250H171L172 255H175V252H176V254H177V252L179 251V249H177L178 251L175 250V252H174ZM180 250H181V249H180ZM215 250H216V249H215ZM243 250H244V249H243ZM243 250H242V251H243ZM104 251H102V253H103ZM112 251H113V250H112ZM160 251H159V252H160ZM240 251H241V250H240ZM9 252H10V253H9ZM45 252H46V255H47L48 250L45 251ZM64 252H62V254H63ZM80 252H81V251H80ZM85 252H86V251H85ZM85 252H84V254H85ZM99 252H98V253H99ZM141 252H142V251H141ZM149 252H150V253H149ZM155 252H156V254H154V256H151V257H152V258L154 257L155 260H157L155 255H158V254L161 255V253H158V254H157L158 251H154V253H155ZM180 252H181V251H180ZM180 252H179V253H180ZM184 252H185V251H184ZM230 252H232V251H230ZM238 252H239V251H238ZM261 252H262V251H261ZM1 253H2V252H0V255H1ZM6 253H7V252H6ZM6 253H5V254H2V255L7 256ZM8 253H9L10 255L13 254V253H11V251H8ZM58 253L60 254L61 252H58ZM232 253H234V252H232ZM263 253H264V252H263ZM15 254H16V253H14L13 255H15ZM17 254H16V255H17ZM39 254H38V256L35 255V257H34V256H32V257H33L34 259H35L36 257H40ZM42 254H45V253H42ZM49 254H52L51 251H49ZM64 254H65V253H64ZM68 254H69V253H68ZM68 254H65V255H64V258H66V257H65L66 255H67V257H68ZM116 254H117V253H116ZM148 254H147V255H146V254H142V255L148 257ZM165 254H168V253L166 252ZM229 254H230V253H229ZM229 254H228V255H229ZM20 255H21V254H20ZM28 255H27V258H28ZM52 255H53V254H52ZM52 255H49V256L47 255L48 258L44 255L45 258H47L46 261H47V260L49 261V257H51ZM60 255H61V254H60ZM131 255H132V253H131ZM134 255H135V254H134ZM150 255H151V254H150ZM177 255H179V254H177ZM215 255H216V254H215ZM234 255H235V254H234ZM8 256H9V255H8ZM18 256H19V255H18ZM18 256H17V257L15 256V259H16V258H17V260H18V259H21V256H22V255L19 256L20 258H18ZM41 256H42V255H41ZM56 256H58V255L56 254L54 258H56V259L59 261V259H60L59 256H58V257H56ZM179 256H180V255H179ZM220 256H221V255H220ZM222 256H223V255H222ZM2 257H3V256H2ZM2 257H0V258L2 259ZM9 257L12 258L13 256L11 255V256H9ZM9 257H4V258H6V259L8 258V259H9ZM24 257H26V256H22L23 259H22V260H19L20 262L18 261L17 264H20L21 261H23V262L25 261V262H26V260H28L27 262H30L29 259H25ZM29 257H30V256H29ZM52 257H53V256H52ZM60 257L63 258L62 255H61ZM116 257H118V255H117ZM129 257H130V256H129ZM149 257H150V256H149ZM149 257H148V258H149ZM151 257H150V259H151ZM174 257H175V256H174ZM201 257H202V256H201ZM226 257H227V256H226ZM40 258L42 259L43 257H40ZM40 258H39V260H40ZM45 258H44V259H45ZM54 258H52V259H54ZM64 258H63V259H64ZM144 258H145V257H144ZM154 258L151 259L153 262H154ZM157 258H158V256H157ZM159 258H160V257H159ZM172 258H173V257H172ZM24 259H25V260H24ZM36 259H37V258H36ZM52 259H50V260L53 261ZM84 259H83V261H82V258H81L80 261H76V262L78 263V262H81V261H82V262L85 264V260H84ZM125 259H126V258H125ZM135 259H136V258H135ZM150 259H147V260H150ZM173 259H174V258H173ZM221 259H222V258H221ZM12 260H14V259H12ZM32 260H33V259H32ZM54 260H55V259H54ZM60 260H62V259H60ZM87 260H88V261H87ZM227 260H228V259H227ZM3 261H5V259H3ZM15 261H16V260H15ZM15 261H14V262H15ZM33 261H34V260H33ZM33 261L31 262V264L34 263ZM40 261H41V260H40ZM42 261H43V259H42ZM42 261H41V262H42ZM48 261H47V262H48ZM51 261H50V262H51ZM55 261H56V260H55ZM55 261L52 262V264H62V262H63V261H61V263H56L57 261H56V262H55ZM129 261H130V260H129ZM144 261H146V260H144ZM160 261H161V260H160ZM258 261H261L259 264H261V263L264 264V261L262 262L261 259H260V260L258 259ZM0 262H1L0 264H3L1 260H0ZM7 262H8V263H9V262L11 263V262H13V261H10V259H9V261H7ZM23 262H22L21 264H25V263H23ZM35 262H36V261H35ZM47 262H46V264L50 263V262H48V263H47ZM126 262H128V261H126ZM142 262H143V261H142ZM148 262H149V261H148ZM10 263H9V264H10ZM77 263H76V264H77ZM132 263H133V262H132ZM144 263H145V262H144ZM146 263H147V262H146ZM149 263H150V262H149ZM233 263H234V262H233ZM4 264H5V263H4ZM12 264H14V263H12ZM15 264H16V263H15ZM26 264H27V263H26ZM39 264H43V262H42V263H39ZM44 264H45V263H44ZM50 264H51V263H50ZM78 264H79V263H78ZM125 264H128V263H125ZM257 264H258V262H257Z\"/></svg>",
	"mask_w": 264,
	"mask_h": 264
}]
</instances>
